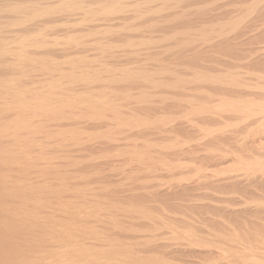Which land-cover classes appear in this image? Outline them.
Returning <instances> with one entry per match:
<instances>
[{
	"label": "bare ground",
	"instance_id": "1",
	"mask_svg": "<svg viewBox=\"0 0 264 264\" xmlns=\"http://www.w3.org/2000/svg\"><path fill=\"white\" fill-rule=\"evenodd\" d=\"M215 3H214V2ZM222 1V0H221ZM258 1V3H262L260 2V0H250L249 3H253L254 4H257L256 2ZM264 2V0H262ZM184 2H187L188 4L191 3V8L192 6H195L197 7L195 4H202L204 5L205 2H211V4L213 5H217V0H0V264H166L165 262H167V260L169 262H167L168 264L171 262V264L175 263L176 260H181L182 261V264H207L206 262L210 261V260H213V259H216L219 255H222L224 254L225 252H230V249L233 250V253L236 252V255L238 257L235 258V255H234V258L237 259V262L235 264H262V262L259 260L260 258H264V248L262 247H259L256 243L253 244H246L245 242L246 241H241V240H245V236H242L244 237L243 239H238V237L240 235L237 236V233L236 236L233 234V235H230V237H236L235 240H237V242L235 241L234 243H238L236 249L235 247H229L227 246L228 248L225 249H222L220 248L218 245L217 246H213L211 243H209L208 241H204L202 242V237L204 234H200L202 235L201 239L197 237V235L199 233H193V229L191 231V234H190V231L187 229V231H189V234H187V231L185 230V228H187L185 225L186 223L188 222H184V220L187 218V216H185V218L183 216L181 217H178V218H184L183 219H178L176 218V216L174 217V213L171 215H173V217L169 214L168 211H166L165 209V205H160L159 204V208H161V211L163 212H160V218H159V213H157L158 215L156 216H151V214L147 215V216H143L142 212L139 210L138 205H142V204H139L141 201H143V199L146 197L145 194H148L150 192L153 193L155 190H153V186L151 187L152 191H148L147 192V187H146V192L144 194H142L144 197L142 200H141V197H140V200H136L139 202H137V210L135 211H139L138 213H141L143 217H140L138 216V214L134 211V213L136 214H132L131 210L130 212L128 213V210L126 207V203L124 204V213L127 212L126 214H121V216L116 220L115 219V222L112 225V227H110V229H105V224L103 225V217H105V213H104V216L103 214H101L99 211V209L101 207L104 206V203L106 202H102L104 200H107L108 203L110 202L108 199H104L102 201H100L101 197L99 198L98 197V200H99V203L101 204V202L103 203V206L101 204V207H99V203L95 202V196L93 197V195H91L93 198H90V195L89 196V199H91V201H94V202H90V203H97L96 205H99L97 208V210L93 211V209H95L96 205L94 207H90L91 204L89 203V199H88V196L87 197V203L84 202H79L81 199H79L80 196H82L81 194L79 193H82L84 192V190L81 192V189L80 187L78 188L77 186H71L70 189L72 187H74V189H80L79 191V195H76L75 197H78L77 199L74 197H72V194L75 195L77 194V192L72 191L70 193L71 196L70 197H67L65 199V197L63 196V194H66L67 191L69 193V185L70 183L71 184H74V182H77L76 180L80 177L82 178V180L86 179L85 178V175L87 177V170H88V167L89 165H86L88 166L87 167V170L85 169L84 171L80 170L85 174H83V176L81 175V171H78L79 167H76L78 164H76L75 162H77L79 159L77 157L80 156V153L83 154V157L85 156V154L83 153L84 151L86 152L87 150H107V152L109 150H112L113 148H117L119 147L120 149V146H127L128 143H130V141H133L134 139H138L133 133L131 132L132 128L130 129V127L133 126V129L136 125V122L139 120L136 118H133L135 119L134 121L132 120V116H133V108L136 109L134 106L132 107L131 105V108H128L129 104H131V100H130V96H131V92L130 93V96H127L123 93V89L121 90V88H124L123 85L124 83H126V80H133L131 78V76L133 74H137V72L135 71V73H132L134 72V70L137 69L139 75L140 76V71L142 72L143 70V73L140 77H144L146 80H148L149 77L146 78V74H144V72L146 73L151 71L152 69L151 68H148V69H151V70H147V68L145 67V65L143 64L142 66L143 67H140V71L138 70L139 66H141V64H138V60L141 59V56H139V52L140 51H144L149 44H147V42L150 41V38L148 36H151L152 35V28L155 27L154 25H156V28L157 26H160V25H163L162 23H170V24H174L176 21H178V17H176L177 19L173 20V18L175 17V15L177 16L178 13H181L180 12V3H184ZM220 2V1H219ZM236 2V1H234ZM247 0H237V3H236V6L233 5V8L234 10H230V9H227L228 12L226 11H222L221 9V12H216L217 14H209L206 16V13L204 17V15L202 14V18L199 19L198 21L199 22V25L201 26V28L203 27V25H205L206 23H212L214 21H218L221 19L224 20L226 19L227 21H230L232 22L234 19H235V14L237 16V12L239 13L240 10H243L244 8V5L246 4ZM186 4V3H184ZM187 4V5H188ZM229 4V3H228ZM263 4V3H262ZM262 4H260V7L262 8ZM210 5V4H209ZM221 5V4H219ZM232 5V4H231ZM250 5V4H249ZM259 5V4H258ZM258 5H257V9L259 10V17L261 16V18H263L264 20V9H261V8H258ZM262 5V6H261ZM203 8L202 5H199ZM218 6V5H217ZM251 6V5H250ZM180 7V8H179ZM183 8H185L184 6H182ZM186 7H189V6H186ZM213 8V6H211ZM222 6H220L219 8H221ZM190 8V7H189ZM205 8V7H204ZM243 8V9H242ZM255 8V7H254ZM255 8V9H256ZM178 9V10H177ZM180 9V10H179ZM194 9V8H192ZM207 9V8H206ZM247 9V8H246ZM176 10L178 12H176ZM184 10V9H183ZM201 10V9H200ZM200 10H198L200 12ZM211 10V9H210ZM224 10V9H223ZM230 10V11H229ZM258 10H257V13H258ZM197 11V12H198ZM205 11V10H204ZM213 11V9L211 10ZM219 11V10H218ZM245 11V10H244ZM250 11V10H249ZM175 13V15L173 16L171 13ZM188 14H190L191 12L188 10L187 11ZM190 12V13H189ZM193 12V10H192ZM223 12H226V13H223ZM242 13V11H240ZM247 12V11H246ZM245 12V13H246ZM252 12V8H251V11ZM173 13V14H174ZM177 13V14H176ZM219 13V14H218ZM240 13V14H241ZM243 12V15L245 14ZM254 13V11H253ZM194 14V12L192 13ZM201 14V13H200ZM250 14V13H249ZM172 15V16H170ZM179 15V14H178ZM196 15V14H195ZM257 15V14H256ZM170 16V17H168ZM181 17H184L182 15H180ZM187 16V14H186ZM191 16V14H190ZM189 15L187 17H190ZM193 16V15H192ZM199 16V14H198ZM250 16H252V14H250ZM152 17L153 19V24H149L151 23L152 21L151 18ZM170 18L171 20L167 21L168 18ZM173 17V18H172ZM193 17H196V16H193ZM242 17V16H241ZM149 18V19H148ZM197 18V17H196ZM260 18L261 21H263L262 19ZM175 19V18H174ZM184 19V18H183ZM186 19V18H185ZM191 19V18H190ZM193 19V18H192ZM240 19V18H239ZM158 21V24L156 21ZM172 20L174 23H172ZM180 20V19H179ZM189 19H186V21H188ZM197 20V19H196ZM225 20V22H226ZM232 20V21H231ZM236 20V19H235ZM234 20V21H235ZM238 20V19H237ZM236 20V21H237ZM166 21V22H165ZM171 21V22H170ZM183 21V20H182ZM240 21V20H238ZM259 21V22H261ZM154 22H156V24H154ZM162 22V23H161ZM181 22V21H179ZM196 22V21H194ZM224 22V21H223ZM224 22V23H225ZM242 22V21H241ZM258 22V23H259ZM264 22V21H263ZM159 23H161L159 25ZM217 23V22H216ZM234 23V22H233ZM257 23V24H258ZM166 24H164L166 26ZM177 24V23H176ZM182 24V23H181ZM195 24V23H194ZM218 24V23H217ZM216 24V25H217ZM227 24V23H226ZM235 24V23H234ZM238 24V23H236ZM242 25V23H239ZM249 24V23H248ZM262 24V23H261ZM260 24V25H261ZM163 25V27H164ZM189 25V26H188ZM192 23H188L187 26H188V29L190 30L191 29V26ZM213 25V23H212ZM215 25V24H214ZM219 25V24H218ZM217 25V26H218ZM153 26V27H152ZM174 26V25H173ZM183 24V26H181V29L184 27H187ZM220 26V25H219ZM222 26H225V25H222ZM231 26V25H230ZM253 26V25H252ZM263 26V25H261ZM233 27V26H232ZM244 27V26H243ZM242 27V29H244ZM259 27V26H257ZM151 28V29H150ZM159 28H162V27H159ZM169 28H171L172 30H170ZM193 28V26H192ZM195 28H198V27H195ZM209 28V27H208ZM240 28V27H239ZM246 28V27H245ZM263 28V27H262ZM167 34H169L168 30H170L172 34H179V33H183L184 31L181 32V29L179 30V28H175L174 27H168L167 25ZM213 29V28H212ZM222 29V28H220ZM238 29V28H237ZM256 29V28H255ZM157 30L154 28V31ZM160 30V29H159ZM165 30V29H164ZM178 30L180 32H178ZM183 30V29H182ZM193 30V29H192ZM205 30V29H204ZM203 30V32H204ZM223 30V29H222ZM246 30V29H245ZM161 31V30H160ZM166 31V30H165ZM191 31V30H190ZM194 31V30H193ZM214 31V30H213ZM242 31V30H240ZM202 32V31H201ZM209 31H206L204 33H200L201 36L202 34H204V41L205 44H207V48H209V50H211V52H227V53H234L235 50H237L238 48H240V46L244 45L241 40L239 41L238 37L237 38H232V39H223V40H216L218 39L216 37H210L207 35ZM244 32V31H242ZM250 32V31H249ZM253 31H251L250 33H248L247 35H250ZM154 33V32H153ZM158 34L160 38H162L164 35H167V34H159L158 32H155V34ZM195 33V32H193ZM207 33V34H205ZM212 33V32H211ZM209 33V34H211ZM153 35L156 39L157 37V34L156 35ZM196 34V33H195ZM217 34V33H216ZM244 35H246L245 33H243ZM170 35V34H169ZM164 36L162 39L166 41V39L164 38H167L168 40V36ZM173 35V37H174ZM222 35V34H221ZM246 35V36H247ZM262 35V34H261ZM152 36V37H153ZM186 36V34L184 35V37ZM194 36V35H192ZM191 36V37H192ZM200 36V35H199ZM205 38V37H207ZM211 36V35H210ZM216 36H219V35H216ZM226 36V35H225ZM245 36V37H246ZM260 36V35H259ZM148 37L149 38V41L147 40V42L145 41L146 38ZM151 37V38H152ZM153 37V38H154ZM157 37V38H159ZM172 37V36H171ZM171 40V42L176 39L175 37H178V35L174 37V39ZM189 37V38H191ZM195 37V36H194ZM193 37V38H194ZM220 37V36H219ZM230 37V36H229ZM234 37V36H233ZM240 37V36H239ZM244 37V36H243ZM147 38V39H148ZM180 38V37H179ZM181 38H183L181 36ZM223 38V35L222 37ZM228 38V36L226 37ZM249 38V37H248ZM262 38V37H261ZM188 39V38H187ZM220 39V38H219ZM241 39V38H240ZM118 40V41H116ZM162 40V41H163ZM189 40V39H188ZM187 40V41H188ZM193 40V39H192ZM200 40V39H199ZM145 42L147 45L144 46L145 49L141 48L143 45H145L144 43L142 42ZM153 41V39L151 40ZM160 40L157 39L156 42H158ZM160 41V43L162 42ZM169 41V40H168ZM202 41V40H201ZM114 42H118V45L120 44V46L123 48V51L125 49V52H126V48H129L128 50H136V52H138L139 55H137L136 53V57L134 56L135 54H131L133 55V57L136 58L137 60V57L139 58L136 62L135 65L138 64L137 67H134V63L133 62V66L131 64V67L129 66V62H128V66L131 68L130 71H132L134 68V70L132 72H129L128 71H125L127 69H130L128 66H127V62H126V66L123 64L121 66H117V65H114V64H117V62L119 63V61H116L113 63V59L116 55L118 57V54H117V51L120 52V50H122V48L120 47L119 50L116 48L115 44L113 45ZM154 42V41H153ZM156 42H154L156 44ZM191 42V41H190ZM188 43V44H191V43ZM150 43V42H149ZM165 43V42H164ZM163 43V44H164ZM187 43V42H186ZM201 43V42H200ZM136 44H138L137 46L140 48V51H137V46ZM143 44V45H142ZM155 44L153 45V47L155 46ZM158 44V43H157ZM161 44V45H163ZM167 44V43H166ZM151 45V44H150ZM168 45V44H167ZM170 45V44H169ZM168 45V46H169ZM172 45V44H171ZM204 45V44H203ZM166 46V47H168ZM199 46V45H198ZM206 46V45H205ZM56 48V49H52V48ZM112 47L116 50V52H113L115 54L112 53V51L114 49H112ZM136 47V48H135ZM164 47V48H166ZM190 47V46H189ZM47 48L48 50L50 51H47ZM132 48V49H131ZM135 48V49H133ZM149 48V46L147 47ZM161 48V46H160ZM163 48V49H164ZM187 48V47H185ZM202 48V47H201ZM112 49V50H111ZM142 49V50H141ZM153 49V48H152ZM157 49V47H156ZM167 49V48H166ZM165 49V50H166ZM170 49V47H169ZM168 49V51H169ZM188 49V48H187ZM194 49V48H193ZM203 49V48H202ZM148 50V49H146ZM149 50H151V47L149 48ZM148 50V51H149ZM206 50V49H204ZM208 50V51H209ZM109 51V52H108ZM152 51V50H151ZM155 51H158V50H155ZM160 51V50H159ZM162 51V50H161ZM164 51V50H163ZM193 51V50H192ZM41 52V53H40ZM104 52L105 55H107V53H112V56L114 57H111L110 59H112V65H109L108 63H110L111 61L108 60V57L106 58L105 56V61L104 60ZM125 52H122V57L126 58L130 53L128 52L125 53ZM132 52V51H130ZM146 52V51H145ZM154 52V51H153ZM166 52V51H164ZM174 52V51H172ZM202 52V51H201ZM200 52V53H201ZM204 52V51H203ZM53 53V54H52ZM125 53V54H124ZM132 53H135V51H133ZM142 53V52H140ZM144 53V52H143ZM148 53V52H146ZM145 53V54H146ZM149 53H152V52H149ZM157 53V52H156ZM155 53V54H156ZM167 53H170L167 52ZM177 53V52H175ZM124 54V55H123ZM145 54H141L143 55V57H145ZM154 54V55H155ZM187 54V53H186ZM199 54V53H198ZM210 54V53H209ZM236 54V53H235ZM95 55H102L103 57V60L100 61L99 59L98 60H94L93 56ZM109 55V54H108ZM127 55V56H126ZM130 55V56H131ZM164 55V54H163ZM166 55V53H165ZM204 55V54H203ZM73 56V57H71ZM126 56V57H125ZM147 56V55H146ZM150 56V55H149ZM148 56V57H149ZM153 56V55H152ZM150 56L149 59H152ZM162 56V55H161ZM191 56V55H190ZM230 56L232 57V55L230 54ZM239 56H241L239 54ZM93 58L90 59V58ZM97 56H95L96 58ZM110 57V56H109ZM119 57H121L119 55ZM118 57V58H119ZM121 57V59H122ZM133 57L132 60H133ZM147 57V58H148ZM154 57V56H153ZM158 57V56H156ZM170 57V56H169ZM185 57V56H184ZM201 57V56H200ZM247 58V56H245ZM252 57V56H250ZM98 58V57H97ZM129 58V57H128ZM146 58V59H147ZM182 58V56H181ZM203 58V57H202ZM130 59V58H129ZM147 59V61L149 60ZM184 59V58H183ZM196 57H195V62H196ZM237 59V58H236ZM240 59V58H239ZM244 59V57L242 58ZM240 59V60H242ZM250 59V58H249ZM247 59L248 61V65L249 66H255L257 68H260L261 71L264 70V57L263 58H259V57H256L255 59L253 60H249ZM143 62H144V58L142 59ZM140 60V61H142ZM155 60V59H154ZM158 60V58H157ZM173 60V59H172ZM181 60V59H180ZM190 61L191 58L189 59ZM246 60V59H245ZM123 61V60H122ZM146 61V60H145ZM167 61V60H166ZM165 61V62H166ZM182 61V60H181ZM184 61V60H183ZM182 61V62H183ZM193 61V62H194ZM203 61V60H202ZM237 61V60H236ZM246 61V62H247ZM108 62V63H107ZM125 62V60L123 61V63ZM160 62V61H159ZM181 62V63H182ZM189 62V61H188ZM192 62V63H193ZM201 62V61H200ZM120 63H122L120 61ZM140 63V62H139ZM149 63V62H148ZM147 63V65H148ZM164 63V62H162ZM168 63V62H167ZM171 63V61H170ZM169 63V64H170ZM187 63V62H186ZM173 64V63H172ZM180 64V63H179ZM183 64V63H182ZM181 64V65H182ZM196 64V63H194ZM247 64V63H246ZM119 65V64H118ZM168 65V64H167ZM188 65V64H187ZM204 65V64H203ZM247 65V66H248ZM116 66V67H115ZM165 66V65H164ZM163 66V67H164ZM175 66V64H174ZM185 66V65H184ZM193 66H196V65H193ZM192 66V67H193ZM128 67V68H127ZM134 67V68H133ZM154 67V66H153ZM156 67V66H155ZM155 67H154V71H155ZM159 67H160V64H159ZM163 67H161V71L164 69H162ZM186 67V66H185ZM203 67V66H202ZM133 68V69H132ZM143 68H145L146 70H144ZM170 68V67H169ZM173 68V67H172ZM191 68V67H190ZM252 68V67H251ZM160 69L157 67V70L160 71ZM168 69V67H167ZM176 69V68H175ZM183 69V68H182ZM185 69V68H184ZM183 69V70H184ZM204 69V68H203ZM169 70V69H168ZM168 70L167 72H162L161 71L158 73L157 72H154L152 70V75L150 77L153 78V75L155 77V79L159 76L160 74L164 75L165 73L168 74ZM178 70V69H177ZM191 69L188 70L187 74L186 75H189L188 73L190 72ZM202 70V69H201ZM199 70V71H201ZM121 72V75H120V72L118 73V75L116 74L117 72ZM166 71V70H165ZM175 70H173V73H174ZM185 71V70H184ZM187 71V69H186ZM197 70V72H195L196 76H199L198 74H200V79L203 80L201 74H202V71L201 73H198L199 72ZM207 71V69H206ZM171 72V71H170ZM177 72V71H176ZM205 72V71H204ZM48 73V75H47ZM129 73V74H128ZM131 73V75H130ZM172 73V74H173ZM198 73V74H197ZM206 73V72H205ZM209 73V72H208ZM259 73V72H258ZM262 73V72H260ZM135 74V75H136ZM144 74V76H143ZM149 74V73H148ZM147 74V76H149ZM158 74V75H157ZM176 74V73H175ZM184 74V73H183ZM182 74V76H183ZM210 74V73H209ZM212 74V73H211ZM119 77H117V76ZM135 75H133L135 77V80H136V83L139 87L140 84H138V81L140 83H142L143 81H141V78L140 77H136ZM157 75V76H155ZM171 75V74H170ZM192 75V74H191ZM260 75V74H259ZM263 75V73L261 74ZM260 75V76H261ZM132 76V77H133ZM172 76V75H171ZM190 76V75H189ZM193 76V75H192ZM194 76V78L198 79L199 77H196ZM207 76V75H206ZM215 76V75H214ZM212 76V77H214ZM238 76L237 73H231V72H227L225 74V76H223L224 78L226 77L227 80L229 81V79H232L233 78H236ZM115 77L117 78V80L115 79ZM127 79H126V78ZM133 77V78H134ZM160 79L161 77H164V76H159ZM173 77V76H172ZM177 77V76H176ZM180 77V75H179ZM185 77V76H184ZM191 77V76H190ZM189 77V78H190ZM210 78V76H207ZM222 77V78H223ZM259 77V76H258ZM262 77V76H261ZM119 78V80H118ZM124 78V80H123ZM130 78V79H129ZM136 78H140L138 81ZM143 78V80H145ZM165 78V77H164ZM183 78V77H182ZM193 78V77H192ZM125 81V82H122V84H119L121 87L120 89L117 88L116 90L120 91V94H116V90H114V85L115 83H112L111 82L113 81H116L118 83V81ZM172 79V78H171ZM175 79V77H174ZM184 80L186 78H183ZM196 79H194L195 83L197 82ZM198 79V80H200ZM127 80V81H128ZM130 80V81H131ZM151 80V79H150ZM149 80V81H150ZM154 80V79H153ZM153 80L151 81L152 84H154ZM164 80V79H161L159 81L158 80H154L155 83H161V81ZM173 80V79H172ZM177 80V79H176ZM184 80H182V82H184ZM187 80V79H186ZM191 80V78L189 79ZM200 80V81H201ZM205 80V79H204ZM209 80V79H208ZM211 81H213L212 79H210ZM218 80V79H217ZM223 80V79H222ZM231 80V81H232ZM235 80V82H233ZM232 83H230V81L226 82L224 81L225 83H229L230 87L231 84L233 86L236 87V79H234ZM131 81V82H133ZM148 81V82H149ZM158 81V82H157ZM165 83L166 81L170 84V86H172V84H174V86L176 85V83H172L171 84V80H164ZM164 81L161 83L162 85L160 86V88H158L156 86L153 87V91L156 90V89H162L165 90V87H169L167 84H165L166 86H164ZM179 81V82H178ZM177 82L180 83V78ZM193 81V80H192ZM200 81H198L200 83ZM219 81V80H218ZM101 82V83H99ZM104 82H105V87L107 86L106 83L111 84L112 89L114 92L112 91L111 92V86L109 87V90L110 92H104L105 94H103L102 90H95L96 89H99V87L97 88L96 85H99L101 87V84L103 83V86H104ZM135 82V81H134ZM133 82V83H134ZM146 82V81H145ZM147 82V83H148ZM150 82V83H151ZM173 82V81H172ZM181 82V83H182ZM202 82V81H201ZM204 82V81H203ZM202 82V83H203ZM206 82V80H205ZM204 82V83H205ZM258 82V81H257ZM97 83V84H96ZM120 83V82H119ZM132 83V84H133ZM190 83V82H189ZM198 83V84H199ZM223 83V85L225 84ZM235 83V84H234ZM95 84V85H94ZM109 84V85H110ZM124 84V85H125ZM135 84V83H134ZM146 84V83H145ZM158 84V86H159ZM184 83H182V86L181 87V90H184L185 89V85H183ZM186 84V83H185ZM191 84V83H190ZM225 84V85H227ZM108 85V86H109ZM116 85V84H115ZM118 85V84H117ZM130 85V84H129ZM129 85L127 84L128 88L127 90H129ZM151 85V84H150ZM181 85V84H180ZM192 85V84H191ZM190 85V86H191ZM209 85V84H208ZM224 85V86H225ZM227 85V87L229 86ZM240 85L243 86V84H241L240 82ZM239 85V86H240ZM96 86V87H95ZM102 86V87H103ZM136 86V84H135ZM146 86V85H145ZM152 86V85H151ZM193 86V85H192ZM196 86V85H195ZM198 87H200L199 85H197ZM196 86V87H197ZM116 87V86H115ZM118 87V86H117ZM137 87V86H136ZM147 88H149L148 86H146ZM173 87V86H172ZM171 87V88H172ZM179 87V86H178ZM218 87V86H217ZM221 87H222V84H221ZM220 87V88H221ZM252 87V86H251ZM107 88V87H106ZM125 88V89H126ZM130 88H131V85H130ZM152 88V87H151ZM150 88V89H151ZM166 88V89H167ZM177 88V87H176ZM188 90L190 89L189 87V84L187 82V87H186ZM206 88V87H205ZM219 88V89H220ZM234 88V87H232ZM232 88H225L223 87V90L220 91L219 89H215V87H211L210 90H207L206 93V98L209 97V100H210V96L211 97H214V95L220 93L223 95V100L224 98L226 99V101L228 99L230 100H233V101H230V103L234 104L233 106L236 107L235 105H237L238 102H240L243 97H245L244 95H242V90L241 87L237 90V89H232ZM248 88V87H247ZM124 89V90H125ZM138 89V88H136ZM145 89V88H144ZM143 89V90H144ZM170 90V87L168 88ZM193 88H191V90H189V92L192 91ZM202 89V88H201ZM108 90V89H107ZM127 90H125L127 92ZM133 90V89H131ZM135 90V89H134ZM140 90V88H139ZM143 90H141V92H143ZM149 90V89H148ZM175 90V89H173ZM203 90V89H202ZM202 90H199L202 92ZM104 91V90H103ZM122 91V92H121ZM137 91V90H136ZM151 92L150 93H153L152 90H150ZM158 91V90H157ZM159 91H162V90H159ZM186 93L187 90H185ZM185 91H182V92H185ZM198 91V92H199ZM251 91V90H250ZM100 92V93H99ZM129 92V91H128ZM167 92V91H166ZM180 92V91H179ZM196 92V91H195ZM110 93V94H109ZM113 93V94H111ZM118 93V92H117ZM145 93V91H144ZM147 93V91H146ZM157 92H155V95H156ZM200 93V92H199ZM203 93V92H202ZM201 93V95H202ZM135 94V93H133ZM148 94V93H147ZM154 94V93H153ZM159 94V92H158ZM161 94V93H160ZM163 94V93H162ZM167 94V93H165ZM164 94V95H165ZM184 94L185 96V101L187 100V94L185 93H182ZM181 94V95H182ZM191 94V93H190ZM198 94V93H196ZM203 94V95H204ZM245 94V93H244ZM120 95V96H118ZM154 95V96H155ZM180 95V96H181ZM219 95V94H218ZM134 96V95H133ZM136 96L137 93H136ZM135 96V97H136ZM140 96H144V95H140ZM221 96V95H220ZM251 96V95H250ZM127 98L125 101L128 100V97H129V104H124L125 102L123 98ZM146 97V96H145ZM149 97V96H148ZM163 97V96H162ZM187 97V98H186ZM192 97V95H191ZM197 97V96H196ZM218 97V96H217ZM139 98V97H138ZM137 98V99H138ZM147 98V97H146ZM184 98V97H183ZM190 98V97H189ZM198 98V97H197ZM222 98V97H221ZM123 99V100H122ZM140 99V98H139ZM153 99V98H151ZM204 99L203 98V102H204ZM248 99L249 97L247 98V101L246 99L244 100V102H248ZM254 99V98H253ZM149 99H145V101H147ZM183 100V101H184ZM250 100V99H249ZM140 101V100H139ZM138 101V102H139ZM154 101H157V100H154ZM153 101V102H154ZM182 101V102H183ZM213 101V100H212ZM219 101V100H218ZM217 101V102H218ZM122 102H123V105H122ZM136 102V101H135ZM135 102L133 104H135ZM142 102V101H141ZM148 102V101H147ZM150 102V101H149ZM181 102V103H182ZM189 101L187 100L186 103H188ZM216 102V103H217ZM228 102V101H227ZM234 102V103H233ZM235 102H237L235 104ZM127 103V102H126ZM137 103V102H136ZM151 103V102H150ZM160 103V102H159ZM157 102V106L159 104ZM179 103V102H178ZM180 103V104H181ZM184 103V102H183ZM200 103V102H199ZM219 103V102H218ZM220 103H223V102H220ZM251 103V102H250ZM138 104V103H137ZM145 104V103H144ZM143 104V106H144ZM153 104V103H152ZM150 104V105H152ZM161 104V103H160ZM164 104V103H162ZM178 105L177 102H176V105H171V106H167L165 105L163 107V105H161L163 108H161V106H156V108L160 109H156L154 110V108L152 109L153 111H159L158 115H160V113H162L163 116H165V114H168L170 116V114L172 112H175L177 109H181V105ZM202 104V103H201ZM229 104V103H228ZM249 104V103H248ZM127 105V107L125 106ZM141 105V104H140ZM148 105V104H147ZM149 105V106H150ZM156 105V104H155ZM183 105V104H182ZM225 105V104H223ZM227 105V104H226ZM240 105V104H239ZM92 107V109H90L91 112H89L88 115L89 118L91 117L92 119L95 118V119H104L102 120L101 122H98L100 120H95L97 121L98 123L96 122H92V119L91 122L92 123H89L87 122L89 118H87L85 115L88 108L87 107ZM154 106V105H153ZM185 106V105H184ZM187 106V105H186ZM206 106V105H205ZM208 106V105H207ZM221 106V105H220ZM257 106V105H256ZM137 107V106H136ZM150 107V108H151ZM239 107V106H238ZM241 107V106H240ZM244 107V106H242ZM264 107V106H263ZM147 108V106H146ZM184 107H182L183 109ZM187 108V107H186ZM198 108V107H197ZM201 108V106H200ZM203 109H205L204 107H202ZM231 107H229L230 109ZM251 108V107H250ZM257 108V107H256ZM87 109V110H86ZM127 111H132L131 113L127 112ZM199 109V108H198ZM209 109V108H208ZM226 109V108H225ZM222 108V110H225ZM240 109V108H238ZM238 109H236V111H238ZM85 110V111H83ZM137 110H140V108L138 107ZM151 109H149L148 111L152 112ZM175 110V111H173ZM193 110V109H192ZM191 110V111H192ZM211 110V109H210ZM215 110V109H214ZM219 110V109H218ZM218 110H215L218 111ZM221 110V111H222ZM243 110V109H242ZM263 110V109H262ZM105 111H108L109 115H106L105 114ZM143 111V110H142ZM141 111V113H142ZM145 111H147L145 109ZM178 111V110H177ZM194 111V110H193ZM200 111V109H199ZM202 111V110H201ZM206 111V110H205ZM209 112V110H207ZM206 111V112H207ZM213 111V109H212ZM220 111V110H219ZM228 110H226L227 112ZM233 111L236 115V113L238 112H241L242 111H238L236 112L233 108ZM246 111V109H245ZM249 111V110H248ZM254 111V109H253ZM139 112V111H138ZM144 112V111H143ZM181 112V111H180ZM197 112V110H196ZM211 112V111H210ZM214 112V113H215ZM224 112V111H222ZM222 112H220L222 114ZM229 112V111H228ZM247 112V111H246ZM252 112V111H251ZM251 112H247L248 115L252 114ZM84 113V114H83ZM92 113V115H91ZM104 113V114H103ZM107 113V114H108ZM133 113V114H132ZM140 113V112H139ZM145 113V112H144ZM157 113V112H155ZM179 113V112H178ZM186 113V112H185ZM203 113V111L201 112ZM218 113V112H217ZM230 113L233 114V112L231 111ZM255 113V112H254ZM264 113V112H263ZM129 114H132V116L128 117ZM148 114V113H146ZM152 114V113H151ZM149 114V115H151ZM187 114V113H186ZM212 114V113H211ZM224 114H226L224 112ZM246 114V116H247ZM261 114V113H260ZM143 115V114H142ZM174 115V114H173ZM176 115V113H175ZM183 115V114H182ZM208 115V114H207ZM216 115V114H214ZM213 115V116H214ZM218 115V114H217ZM231 115V114H230ZM92 116H95V117H92ZM99 116H102V117H99ZM135 116V115H134ZM147 116V115H146ZM154 116H157L154 115ZM181 116V114H180ZM186 117V115H184ZM183 116V117H184ZM210 116V115H209ZM209 116H205L202 121L201 119L199 121H201L200 123H202V126L204 125L205 127V130L206 128L208 129H211L212 128V125L213 126H216V122H219V124L224 121V120H227V118H224V116L221 115V117L219 116V118H217L218 116H214V118H211ZM212 116V117H213ZM238 116V115H237ZM236 116V117H237ZM244 116H245V112H244ZM96 117H99V118H96ZM138 117V116H137ZM174 117V116H173ZM240 117V115H239ZM86 118V119H85ZM149 118V117H148ZM152 118V117H151ZM167 118H169L167 116ZM179 118V117H177ZM189 118V117H188ZM107 119V120H106ZM163 119V118H162ZM176 119V118H175ZM184 119V118H183ZM255 119V118H254ZM160 120V119H159ZM168 120V119H167ZM180 120V119H179ZM189 120V119H188ZM236 120V119H235ZM104 121H108V122H104ZM156 121V119H155ZM158 121V120H157ZM186 121V120H184ZM197 121V120H196ZM228 121V120H227ZM229 121H232L229 119ZM228 121V122H229ZM262 121V120H260ZM160 122V121H159ZM167 122V121H166ZM174 122V121H173ZM180 122V121H179ZM189 122L191 123V121H187L186 124L189 125ZM195 122V121H194ZM252 122H254L252 120ZM256 122H259L258 120L253 123L255 124ZM141 123V122H139ZM155 123V122H154ZM185 122L182 123V125H184ZM224 123V122H223ZM230 123V122H229ZM228 123V124H229ZM169 124V123H168ZM167 124V125H168ZM175 124V123H174ZM179 124V123H178ZM215 124V125H214ZM227 124V123H226ZM248 124V123H247ZM257 124V123H256ZM132 125V126H131ZM161 125V124H160ZM166 123H165V126H162L163 128L165 127L166 129L164 130H161V126H157L160 128V130L157 128L158 131L155 132V129L154 127L152 128L153 131H150L151 132H155L153 133L152 135H154L153 138L154 141L156 138H162L161 135L164 134V131L166 132L168 130V126L171 127V124L167 126ZM186 125V126H188ZM195 125H196V122H195ZM198 125V124H197ZM201 125V124H199ZM198 125V126H199ZM218 125V124H217ZM263 125V124H262ZM261 125V127H262ZM117 128H120L121 126L122 127H128V129L126 130L124 128L123 132H121V129H120V132L119 134H115V132L113 131L112 127ZM139 126V125H138ZM173 126V125H172ZM223 126V125H222ZM221 126V127H222ZM224 126L225 123H224ZM255 125H253L252 127H254ZM264 126V125H263ZM168 127V128H167ZM177 127H180V126H177ZM196 127V126H195ZM194 127V128H195ZM200 127V126H199ZM211 127V128H210ZM219 127V126H218ZM217 127V128H218ZM251 127V128H252ZM89 128L93 129L91 130L92 132H94V130H99L101 133H99V138H100V134H103L104 136L107 135L106 137L103 138V136L101 135L102 139H104V143L101 144V146L99 144L96 145L95 141L97 139H94V143L96 146H92L94 144H90L89 141V147H87L88 149L85 148V145L87 146V144H85V142L87 141L86 138L88 140H90L92 138V135L89 133L90 131L88 130ZM140 128V127H139ZM175 126L169 128L171 129V131L175 132V133H182V131L180 132H176L179 128L174 129ZM183 130H184V126L182 127ZM181 128V130H182ZM187 128V127H186ZM192 128V127H191ZM250 128V127H248ZM260 128V126H259ZM136 129V128H135ZM148 129V128H147ZM151 129V128H150ZM193 129V128H192ZM197 128H195L196 130ZM201 130H204L203 127H200ZM216 129V128H215ZM224 129V128H223ZM261 130L264 129V128H260ZM110 130L112 133H114L113 135L110 134ZM199 130V129H198ZM219 130V129H218ZM217 130V131H218ZM258 130V129H257ZM88 131V133H86ZM135 131V130H134ZM144 131V130H143ZM149 131V130H148ZM169 131V130H168ZM171 131H170V134L169 135H172L171 134ZM194 131V129H193ZM209 131V130H207ZM221 131V130H220ZM228 131V130H227ZM84 132L85 134H90L91 137H89V135L86 137L84 135ZM96 132V131H95ZM116 132H118V129L116 130ZM136 132V131H135ZM145 132V131H144ZM142 132V133H144ZM172 132V133H173ZM186 133L188 132L187 130L185 131ZM199 132V131H198ZM197 132V133H198ZM204 132V131H203ZM206 132V131H205ZM204 132V133H205ZM212 132V131H211ZM216 132V131H214ZM225 132V131H224ZM231 132V131H230ZM232 132H235V131H232ZM259 132V131H258ZM263 132V131H262ZM139 133V132H137ZM141 133V132H140ZM148 133V132H147ZM184 133V132H183ZM190 133V131H189ZM192 133V132H191ZM195 133V132H194ZM210 133V132H209ZM222 133V132H221ZM237 133V132H236ZM253 133V132H251ZM257 133V132H256ZM264 133V132H263ZM93 134V133H92ZM95 134V133H94ZM166 134V133H165ZM208 134V133H207ZM224 134V133H223ZM234 134V133H232ZM81 135L85 136L83 138V140H86V141H82V139L80 140L81 143L83 142L85 145H83L84 149H82V145L80 148L79 145H80V141L78 143V141H76L77 137L80 136L81 138ZM97 135V133L95 134ZM110 135V136H109ZM145 135V134H142V136ZM149 135V133L147 134ZM168 135V133L166 134ZM165 135V136H166ZM168 135V137H169ZM179 135V134H178ZM187 135V134H185ZM211 135V134H210ZM218 135H220L218 133ZM222 135V134H221ZM231 134H229V137H223V138H220L218 136V138H215V144H218V145H222L224 147H229L232 145L234 146H237V144H242V141L241 142V139H240V142H239V139L237 140L235 137H231L230 136ZM138 136V134H137ZM140 135V138L142 137ZM195 136V135H194ZM212 136V135H211ZM223 136V135H222ZM221 136V137H222ZM95 137V136H93ZM151 137H148L146 138L147 142L148 140H150V144H151ZM215 137V136H214ZM213 136L211 138H214ZM251 137V136H250ZM78 137V140L80 139ZM97 138H98V135H97ZM165 138V137H163ZM210 138V139H211ZM248 138V137H247ZM138 139V140H139ZM144 139V138H142ZM246 139V138H245ZM93 140V139H92ZM101 140V139H99ZM137 140V141H138ZM159 140V139H158ZM165 140V139H163ZM190 140V139H189ZM72 142V143H77V144H68V142ZM91 141V140H90ZM136 141V142H137ZM139 141H142V140H139ZM145 141V140H143ZM142 141V144H144V142ZM248 141V140H247ZM260 140H254L252 141L251 145H256L257 143H260L259 142ZM69 142V143H70ZM92 142V141H91ZM98 142V140H97ZM100 142V141H99ZM135 142V141H134ZM146 142V141H145ZM209 142H213L212 139L211 141L209 140ZM213 142V143H214ZM82 143V144H83ZM87 143V142H86ZM93 143V142H92ZM132 143V142H131ZM129 144L130 145V149L131 147L134 148V145L131 146L132 144ZM149 143V142H148ZM155 143H161V142H155ZM155 143H153V145H156ZM166 143V142H165ZM165 143L163 146H165ZM171 143V142H170ZM208 143V142H207ZM138 144V143H137ZM141 145V143H139ZM147 144V143H145ZM162 144V143H161ZM183 144V143H182ZM211 144V143H210ZM128 145V146H129ZM152 145V146H153ZM261 145V144H260ZM70 146L71 149H70ZM77 146V147H76ZM103 146V147H102ZM139 146V145H137ZM148 146V150H152V152L154 151V149H149L151 146L150 145H147ZM160 146V145H159ZM158 146V149L160 150V147ZM167 146V145H166ZM165 146V147H166ZM175 146V145H174ZM173 146V147H174ZM177 146V145H176ZM183 146V145H182ZM211 146V145H209ZM243 146H245V144H243ZM254 146L251 147V151L254 150ZM136 147V145H135ZM141 147V146H140ZM139 147V148H140ZM157 147V146H156ZM155 147V148H156ZM168 147V146H167ZM166 147V148H167ZM185 147V145L183 146ZM183 147H179L180 149L183 148ZM212 147V146H211ZM214 147V145H213ZM217 147V145L215 146ZM223 147V148H224ZM241 147V146H240ZM258 146H256V149H257ZM74 148V149H73ZM139 148H135L133 149L132 151L129 149L130 153L132 152L134 154V156H136V152H138V159L139 157L142 158V155H140L141 151H145L147 153L146 150L144 149H147L146 147L139 149ZM152 148V147H151ZM154 148V147H153ZM164 148V147H162ZM161 148V149H162ZM165 148V149H166ZM171 149L168 148V150H172L173 151H176V149H172V147H170ZM178 148V150H179ZM186 148V147H185ZM191 148V147H190ZM184 149V150H191V149ZM200 148V147H199ZM198 148V149H199ZM206 149H208L207 147H205ZM218 148L220 149L221 147H217V150ZM234 148V147H233ZM237 148V147H236ZM234 148V149H236ZM118 149V150H119ZM126 150H128V148H125ZM139 149V150H137ZM157 148L155 149V153H162L161 151H156L158 150ZM197 149V148H196ZM201 149V148H200ZM203 149V148H202ZM212 149V148H210ZM229 149V150H228ZM238 149H239V146H238ZM241 149V148H240ZM246 149V148H245ZM244 149V150H245ZM255 149V150H256ZM259 149V148H258ZM261 149V148H260ZM64 150H69L71 152H76V156L74 155V157L78 160L75 159V162L73 161L74 159L71 160L72 164H76V166H74L75 168H72L73 165L70 164L69 160L71 157H68L69 160H66L64 161L65 159H63L62 156H65L64 155ZM117 149L115 150L116 152H110L112 153L114 156H119L118 158H120V150L118 151ZM126 150H124V158L123 159H120V160H124V162H127V160L129 159L128 157V154H126ZM167 150V151H168ZM184 150L182 151H179V152H174L173 154L175 158V160H178V159H182L184 156H186V153L188 152H184ZM195 150V149H193ZM192 150L193 153H196ZM225 150V149H224ZM223 150V151H224ZM231 151L230 148H227L226 151ZM237 150V149H236ZM247 150V149H246ZM254 150V151H255ZM89 151V152H90ZM94 151V152H95ZM98 151V154L100 153ZM104 151V152H105ZM134 151V152H133ZM140 151V153H139ZM142 151V152H143ZM148 151V153L150 152ZM196 151V150H195ZM198 151V150H197ZM205 151V150H204ZM210 151H213L210 150ZM218 151H221V150H218ZM235 151V150H233ZM240 151V150H239ZM242 151V149H241ZM240 151V152H241ZM258 151V150H257ZM89 152L87 151L86 154L88 153V155L86 156H89L90 157V154ZM103 152V153H104ZM107 152H105L107 154ZM144 152V155H146V153ZM172 152L170 151V156L172 154ZM201 152V151H200ZM208 152H209V149H208ZM217 152V151H216ZM238 152V151H237ZM237 152H233L234 155L236 153V155L238 154ZM239 152V153H240ZM243 152H249V151H243ZM256 152V151H255ZM61 153V154H60ZM99 154L100 156L96 155L95 153V156L97 157H105L107 155L105 154ZM110 153H108L109 157L111 156ZM116 153L118 155H116ZM191 152L189 151V154ZM192 153V156L194 155ZM199 154V152H197ZM212 153V152H210ZM218 153V152H217ZM217 153H212L210 156H212L213 154H217ZM223 153L224 152H221L220 154H222V156L218 153V156L220 155V158L218 157V159H216L215 156L214 159L210 160V156H209V162L212 164L211 165V168L212 166L215 167H220V170H223L221 167L223 166H229L231 163L229 161H237L236 159H232L230 156H231V153L230 155L228 154V156L230 157V160L229 159H226L225 157L227 155L224 154L225 157H223ZM229 153V152H228ZM251 153V152H249ZM66 156L64 158L67 157V154H68V151L65 153ZM72 154V153H71ZM69 152V156H72ZM79 156H78V155ZM94 154H91V157L90 159L92 161H95L96 159L98 158H94V160L92 159L94 156ZM132 154V155H133ZM152 154V153H150ZM163 154V153H162ZM161 154V155H162ZM166 154H168L166 152ZM173 154H172V157H173ZM259 154V153H258ZM264 154V153H263ZM105 155V156H104ZM125 155H127L125 157ZM148 155L147 154V158H148ZM154 155V154H153ZM160 155V158L159 161L157 160L158 164L160 162V160H162V158H164L165 156L163 155V157H161ZM197 155V154H195ZM200 155V154H199ZM233 155V157H234ZM235 155V157H236ZM244 155V153H243ZM54 156V157H53ZM129 156L131 157V154H129ZM134 156L132 157L134 159ZM146 156H143L146 158ZM156 158L155 160L157 159V157H159V154L157 156V154H155ZM155 156H152V159L150 158L151 155L149 156V159H151L152 163H153V158ZM191 154H190V160L192 161H199L201 159H196L194 156V158H192ZM201 156V155H200ZM200 156H198V158H200ZM242 156V155H241ZM73 157V156H72ZM73 157V158H74ZM82 157V158H83ZM89 157H88V160H87V157L85 158V162L86 160L89 161ZM102 157V160L104 159ZM135 157V158H136ZM172 157H170L169 159H171ZM202 157V156H201ZM204 157H206L204 155ZM208 157V156H207ZM223 157V158H221ZM239 157V154L238 156ZM236 157V158H237ZM246 157V156H245ZM248 157V156H247ZM251 157V156H250ZM62 158V159H60ZM80 158V162L82 163V161H84V159L81 158V156L79 157ZM125 158H126V161H125ZM128 158V159H127ZM131 158V160H133ZM187 158V157H186ZM192 158V159H191ZM242 159V157H239ZM238 158V159H239ZM256 158H257V155H256ZM53 159V160H52ZM54 159H60L62 160L63 163H68L71 165V168L72 170L77 169V171L75 172V174H73L71 172L70 175L73 174V176L71 177L69 174H68V171H69V168L67 169V167H70L68 164H62L60 162V160H54ZM101 159V158H100ZM99 159V161H100ZM107 159V158H106ZM111 158H109L110 160ZM114 159V161H113ZM117 158L113 157L112 156V159L111 161L115 162ZM137 159V158H136ZM166 159H167V155H166ZM164 160V162H166L167 160ZM168 159V160H169ZM174 159V158H173ZM185 159V158H183ZM182 159V160H183ZM204 159V158H202ZM82 160V161H81ZM119 160V159H118ZM119 160V162H121ZM155 160H154V163L155 164ZM189 160V161H190ZM206 160V158H205ZM244 160V159H242ZM241 161V163L243 164V161ZM252 160V159H251ZM92 161H89L90 163ZM106 161V160H105ZM103 160V163L102 164V171L99 172V171H96V169L94 168V170L97 172H95L93 169L92 171H94V175L90 173V171L88 172V174L90 173L91 175L95 177H97V174H98V177L101 179V181H103L102 179L105 177L104 175H109L108 173L105 174L103 173V168L107 165H105V162ZM108 161V160H107ZM135 161V160H134ZM143 161V160H142ZM142 161H136L134 162V165L135 163L137 165L136 166H139L140 163ZM146 161V160H144ZM150 162V160H148ZM163 161V160H162ZM160 162V163H163V162ZM172 161V160H171ZM179 161V160H178ZM203 161V160H202ZM202 161H200L202 163ZM263 161V160H262ZM102 161H100V164H101ZM109 162V161H108ZM116 162H118L116 160ZM115 162V163H116ZM123 162V161H122ZM132 162V161H131ZM147 162V161H146ZM168 162V161H167ZM177 162V161H176ZM199 162V163H200ZM205 163V161H203ZM207 162V160H206ZM208 162V163H209ZM229 162V164L227 165L226 163ZM250 162V161H248ZM258 162V161H257ZM62 166H61V164ZM94 163V162H93ZM97 162H95L96 164ZM112 164V162H110ZM108 163V164H110ZM129 162H127V165H128ZM145 163V162H144ZM180 163H184V162H180ZM179 163V164H180ZM189 163V162H188ZM186 163V164H188ZM198 163V162H196ZM198 163V164H199ZM200 163V165H201ZM203 163V164H204ZM234 163V162H233ZM239 163V161H238ZM237 163V164H238ZM247 163V162H246ZM245 163V164H246ZM259 163V162H258ZM257 163V164H258ZM60 164V165H59ZM85 164H88V163H85ZM92 164V163H91ZM94 164V165H95ZM119 164V163H118ZM133 163H131L129 166H131ZM149 166L147 167L146 165ZM148 164H144L147 169L151 166L150 163ZM152 164V165H153ZM157 164V165H158ZM166 164V163H165ZM168 165L169 164H172L170 163V160H169V163H167ZM166 164V165H167ZM226 164V165H225ZM235 164L236 166H238L240 169V166ZM249 164V163H248ZM66 167L65 169L68 170L66 171L64 169V167ZM99 165V164H98ZM105 165V166H104ZM115 165V164H113ZM122 165V163H121ZM119 165V166H121ZM124 165V163H123ZM123 165L121 167H123ZM126 165V164H125ZM161 165V164H160ZM164 165V163H163ZM165 165V166H166ZM192 165V164H190ZM197 165V164H196ZM195 165V166H196ZM200 165L199 167H197V169L200 168ZM206 165V164H204ZM241 165V164H240ZM63 167L64 170H62L61 168ZM83 166V165H82ZM80 166V167H82ZM110 167L112 165H109ZM116 166H117V163H116ZM115 166V167H116ZM119 166H117L119 168ZM155 166V165H153ZM194 166V164H193ZM198 166V165H197ZM207 166V165H206ZM232 166V165H230ZM236 166H235V169H236ZM249 166V165H248ZM252 166V165H251ZM92 167V166H91ZM94 167V166H93ZM92 167V168H93ZM98 167V166H97ZM96 167V168H97ZM99 167L101 168V166L99 165ZM98 167V168H99ZM110 167L108 169H110ZM143 167V166H142ZM145 167V168H146ZM192 167V166H191ZM202 167V165H201ZM233 167V166H232ZM246 167V166H245ZM254 166H252L251 168L253 169ZM70 168V169H71ZM84 168V167H83ZM86 168V167H85ZM97 170H100L98 169ZM112 169H110L109 171L111 172V170H116L114 169L113 167H111ZM117 168V169H118ZM140 168V167H138ZM136 168V169H138ZM206 169V167H204ZM203 168V169H204ZM250 168V170H251ZM256 168V167H255ZM91 169V168H90ZM135 169V168H134ZM143 169V168H141ZM147 169H145L147 171ZM154 169V168H153ZM156 169V168H155ZM154 169V170H155ZM232 169V168H231ZM234 169V168H233ZM73 170V172H74ZM105 170V169H104ZM119 170V169H118ZM124 170V169H122ZM120 170V171H122ZM144 170V172H145ZM152 171V167L151 169H148V171L152 174L153 172ZM244 170V168H243ZM259 170V169H258ZM262 170V169H260ZM259 170V171H260ZM71 171V170H70ZM108 171V172H109ZM117 171V170H116ZM134 171V170H133ZM132 171V172H133ZM142 171V170H141ZM147 171V176L146 178L148 177V174H150L149 172ZM204 171V170H203ZM210 171V170H209ZM215 171V170H214ZM226 173H227V170H225ZM229 171V169H228ZM236 171V170H235ZM238 171V170H237ZM236 171V172H237ZM246 171H249V170H246ZM79 172H81L79 174V176H76ZM109 172V173H110ZM119 172V171H118ZM144 172L142 171V174H144ZM197 172V170H196ZM195 172V173H196ZM207 172V170L205 171ZM236 172H233L236 173ZM240 172V171H239ZM244 172V171H242ZM250 172H255V171H250ZM249 172V173H250ZM77 173V174H76ZM99 173H100V176H99ZM112 173V172H111ZM110 173V174H111ZM116 173V172H115ZM203 173V172H202ZM213 174H215L214 172H212ZM218 173V172H217ZM222 173V171H221ZM231 173V171H230ZM246 173V172H245ZM249 173H246L244 174L243 176H252V175H248ZM257 173V172H256ZM102 174V175H101ZM133 174V173H132ZM140 174V170H139V173L136 174L137 177L138 175ZM151 174L149 175V177L151 178ZM154 174V173H153ZM205 174V173H204ZM209 174V173H208ZM239 174V173H238ZM241 174V173H240ZM251 174V173H250ZM253 174V173H252ZM259 174V173H258ZM113 175V174H112ZM118 175V174H116ZM141 175V174H140ZM139 175V177H140ZM155 175V174H154ZM210 175V174H209ZM217 175V174H216ZM220 175V174H219ZM229 175V173H228ZM231 175V174H230ZM260 177L259 179H254L252 178V181L250 182H254L255 185L257 186H261L263 187L264 185V173L261 174V171H260ZM101 176H104L103 178H101ZM111 176V175H110ZM158 176V175H156ZM195 176V175H194ZM204 176V175H202ZM213 176V175H212ZM211 176V177H212ZM92 176H88L87 178H91ZM97 177V178H98ZM155 177V176H154ZM159 177V176H158ZM157 177V178H158ZM199 177V176H198ZM257 177V176H256ZM84 178V179H83ZM135 178V177H134ZM196 178V176H195ZM203 178V177H202ZM206 178V177H205ZM78 181L80 182L79 184L82 183V180H79ZM96 179V178H95ZM137 179V178H136ZM207 179V178H206ZM245 179V178H244ZM105 180V179H104ZM194 180V179H193ZM200 180H201V177H200ZM204 180V178H203ZM224 180V179H223ZM226 180L228 181L227 184H228V187H231L232 189H236V191L238 190L237 188L239 187V184L240 182L242 183V179H240V176L238 175H234L232 177H226ZM49 181V183H48ZM51 181V182H50ZM86 180H84L85 182ZM97 181V180H96ZM196 181V180H194ZM207 181V180H205ZM205 181L204 182V185H205ZM211 181V180H210ZM70 182V183H69ZM73 182V183H72ZM87 182V181H86ZM198 182V181H196ZM195 182V183H196ZM200 183L202 182L199 181ZM209 182V181H207ZM206 182V183H207ZM213 182V181H212ZM220 182V181H219ZM223 182V181H222ZM225 182V181H224ZM258 182V184H257ZM95 183H98V182H95ZM107 183V182H106ZM158 183V182H157ZM156 183V184H157ZM181 183V182H180ZM188 183V182H187ZM217 183V182H216ZM246 183V182H245ZM249 183V182H248ZM69 184V185H68ZM78 184V186H80ZM84 184V183H83ZM82 184V185H83ZM86 184H90L89 183V180H88V183ZM85 184V185H86ZM94 184V183H93ZM102 184V183H101ZM141 183H139L140 185ZM155 184V185H156ZM182 184V183H181ZM181 184L179 186H181ZM192 184V183H191ZM203 184V183H202ZM226 184V185H227ZM83 185V186H85ZM98 185V184H97ZM107 185V184H106ZM109 185H112L109 184ZM154 185V186H155ZM158 185V184H157ZM162 185V184H161ZM177 185V184H176ZM174 185V187L176 186ZM207 185H213V184H207ZM243 185V184H242ZM240 185V186H242ZM82 186V188H83ZM87 186V185H86ZM84 187V189L86 188V191L85 193H88L87 191V188L89 189L90 186L88 187ZM129 186V185H128ZM141 186V185H140ZM149 186V185H148ZM202 186V185H200ZM216 186V184H215ZM246 186V185H245ZM254 186V185H253ZM144 187V186H143ZM173 187V188H174ZM183 187V186H182ZM198 187H199V183H198ZM196 187V188H198ZM209 187V186H208ZM226 187V186H225ZM250 187V186H249ZM97 188V187H96ZM103 187H101L102 189ZM131 188V187H130ZM177 188V187H176ZM203 188V187H202ZM243 188V187H242ZM256 188V187H254ZM75 189V190H76ZM92 190V188H90ZM133 189V188H132ZM159 189V188H158ZM199 189V188H198ZM208 189V188H207ZM212 189V188H211ZM219 189V188H218ZM241 189V188H240ZM251 189V188H250ZM264 189V188H263ZM262 189V190H263ZM67 190V191H66ZM128 190V189H127ZM137 190V188L135 189ZM163 190V189H162ZM223 190V189H222ZM229 190V189H228ZM256 190V189H255ZM78 191V190H77ZM129 191H134V190H128ZM143 191V189H142ZM158 191V190H157ZM165 191V190H164ZM173 191V190H172ZM187 191H189V186L187 188H181L179 189L178 191H174V195L173 196H178V195H181V194H185ZM232 191V190H231ZM230 191V192H231ZM239 191V190H238ZM66 192V193H64ZM96 192V191H95ZM127 192V191H126ZM156 192V191H155ZM253 192V191H252ZM69 193V194H70ZM131 193V192H129ZM128 193V194H129ZM134 193L137 194V192H133V195L130 194V196L128 195V197H131V196H136ZM157 193V192H156ZM155 193V194H156ZM165 193V192H164ZM167 193L169 194V192L167 191ZM171 193V191H170ZM191 193V192H189ZM239 193V192H238ZM256 193V192H255ZM67 194V195H69ZM98 194V193H97ZM100 194V193H99ZM107 195V193H105ZM124 195V193H121ZM121 194H120V197H121ZM140 194V195H141ZM166 194V195H168ZM84 195V193H83ZM87 195V194H85ZM95 195V194H94ZM127 195V194H126ZM158 195V193H157ZM160 195V193H159ZM171 195V194H170ZM241 195V194H240ZM97 196H100V195H96V198ZM117 196V195H116ZM114 196V197H116ZM119 196V195H118ZM125 196V195H124ZM148 196V195H147ZM213 196V195H212ZM254 196V195H253ZM107 197V196H106ZM127 197V196H125ZM169 197V196H168ZM168 197L166 196H148L146 197V200L150 199V200H153L155 203L158 202V203H162L164 200H167L169 199ZM186 197V196H185ZM191 197V196H190ZM196 197V196H195ZM207 197V196H206ZM82 198V197H81ZM134 198V197H132ZM177 198V197H176ZM182 198V197H181ZM192 198H193V195H192ZM79 199V200H78ZM93 199V200H92ZM115 199V198H114ZM119 198L117 197V200ZM122 199H126V198H122ZM201 199V198H200ZM208 199V198H207ZM259 199V198H258ZM56 200V201H55ZM86 200V199H85ZM116 200V201H117ZM121 200V199H120ZM192 200V199H190ZM205 200V199H203ZM83 201V199H82ZM119 201V200H118ZM116 202L114 206H117V207H121L118 206L119 204L125 202V200H121L122 202L119 203V202ZM135 201V200H134ZM145 201V200H144ZM169 201V200H168ZM196 201V200H195ZM191 202V201H190ZM193 202H194V199H193ZM207 202V201H206ZM218 202V201H217ZM89 203V204H88ZM119 203V204H118ZM133 203V202H132ZM151 203V202H150ZM166 203V202H165ZM165 203H162V204H165ZM106 204V203H105ZM111 204V203H110ZM131 204V203H130ZM128 203V205H130ZM177 204H180V203H177ZM176 204V205H177ZM185 204V202L183 203ZM182 204V205H183ZM126 205V206H125ZM133 206H135L134 204H132ZM130 205V206H132ZM151 204H149L150 206ZM158 205V204H157ZM168 205V203H167ZM174 205V204H173ZM181 205V204H180ZM190 205V204H189ZM187 205V206H189ZM192 205H194L192 203ZM203 205V204H202ZM107 208L103 209L104 212L106 209H108L110 207V205H105ZM109 206V207H108ZM133 206L130 208V209H133ZM144 206V203L143 205ZM148 206V205H146ZM172 206V205H171ZM185 206V205H184ZM195 207H197V204L194 205ZM200 206V205H199ZM209 206V204H208ZM152 207V205L150 206ZM173 207V206H172ZM170 207V208H172ZM190 207V206H189ZM201 207V206H200ZM206 207V205H205ZM213 207V206H212ZM91 208V209H90ZM93 208V209H92ZM111 208V207H110ZM142 209V207H140ZM169 208V209H170ZM174 208V207H173ZM177 208V207H176ZM180 209V207H178ZM178 208H177V211H178ZM199 208V207H197ZM215 208V207H214ZM257 208V207H256ZM123 209V208H122ZM148 209V208H147ZM153 209V208H152ZM157 209V208H156ZM181 209H184V210H187V208H183V206L181 207ZM200 209V208H199ZM203 209V208H202ZM209 209V208H208ZM90 210H92V212H89ZM99 210V211H98ZM110 209H108L109 211ZM145 210V209H143ZM189 210V209H188ZM217 210V209H216ZM222 210V209H221ZM102 211V210H101ZM112 211V210H110ZM123 211V210H122ZM152 210H149V213L151 212ZM159 211V210H158ZM173 211V209H172ZM183 211V210H181ZM192 211V210H191ZM203 211V210H201ZM200 211V213H201ZM206 211V210H205ZM213 211V210H212ZM219 211V210H218ZM241 211V210H240ZM107 212V211H106ZM114 212V210H113ZM168 212V214H167ZM180 212V210H179ZM207 212V211H206ZM239 212V211H238ZM103 213V212H102ZM108 213V212H107ZM120 213V212H119ZM153 213V212H151ZM178 213V212H176ZM182 213V212H180ZM199 213V212H198ZM205 213V212H204ZM203 213V214H204ZM236 213V211H234V214ZM240 213V212H239ZM252 213V212H251ZM256 213V212H255ZM109 214H114V213H109ZM183 214V213H182ZM181 214V215H182ZM202 214V215H203ZM210 214V213H209ZM219 214V213H218ZM237 214V213H236ZM258 214V213H256ZM264 214V213H263ZM140 215V214H139ZM145 215V213H144ZM177 215H180V214H177ZM199 215V214H198ZM205 215V214H204ZM207 215V214H206ZM233 215V214H232ZM242 215V214H241ZM246 215V214H245ZM111 216V215H110ZM108 216V217H110ZM114 216V217H113ZM111 216L110 220H112V218H115V215ZM208 216V215H207ZM206 216V217H207ZM214 216V215H212ZM216 216V215H215ZM241 217V216H240ZM238 217V218H240ZM200 218V217H199ZM237 218V217H236ZM245 218V217H244ZM109 218H107L108 220ZM205 219V218H204ZM256 219V218H255ZM259 219V218H258ZM264 219V218H263ZM191 220V219H190ZM203 220V219H202ZM227 220V219H226ZM237 220V219H236ZM242 220V219H240ZM249 220V219H248ZM247 220V221H248ZM102 221V224H100V222ZM109 221V220H108ZM140 221V222H139ZM196 221V220H195ZM210 221H212L210 219ZM239 221V220H238ZM246 221V222H247ZM99 222V224H97ZM133 222L134 223H143L144 226H141L143 227V231L140 232V235L138 234L137 232V236L134 232V235L132 234L133 231L135 230V228L137 227L135 224V228L133 227L134 230L131 231L132 228H130V224L128 225V227L130 228V231H126V228L125 230L123 229L124 225L127 226L128 223H131L133 225ZM193 222V221H192ZM200 222V221H199ZM216 222V221H215ZM235 222V221H234ZM263 222V221H262ZM261 222V223H262ZM108 223V222H107ZM190 224V221L188 222ZM195 223V222H194ZM203 223V222H202ZM205 223V222H204ZM238 223V222H237ZM252 223V222H251ZM95 224H96V227H100V225L104 226L105 228L103 230L100 231V229H102L103 227L101 228H93L95 227ZM116 224V225H115ZM169 224L171 226V228H173L172 226H174V228H176V233L173 232L174 231V228L172 229V231L170 230L171 228L167 225ZM196 224V223H195ZM200 224V223H199ZM210 224V222H209ZM231 224V223H230ZM257 224H259L257 222ZM99 225V226H98ZM110 225V226H111ZM131 225V227H132ZM166 225L168 227H166ZM193 225V224H191ZM201 225V224H200ZM208 225V224H207ZM223 225V224H222ZM237 224L235 223V226ZM140 226V224H139ZM188 226V225H187ZM195 225H193L194 227ZM211 226V225H210ZM215 226V225H214ZM262 226V225H261ZM165 228L170 230V232L166 229L164 231H166L167 233H169L168 235L170 236L171 234L170 233H173L172 236H176L180 242L175 239L174 241L177 240V243L174 242L175 244L171 243V244H168L169 240L172 239V242H173V238L169 237L170 239H167V244H163V240L162 239V244L161 242L158 243L159 241L155 242V238L151 235V234H156V235H160V233H162L163 229L162 228ZM184 227V229H183ZM190 228V226H188ZM218 227V226H217ZM217 227H216V230L214 229L213 231L212 228L209 230H207L209 228H205L208 232H211L209 236H212L215 237L219 231L217 230ZM119 228V229H118ZM129 228H127L129 230ZM222 228V227H221ZM239 228V227H238ZM245 228V227H244ZM264 228V227H263ZM96 229V230H95ZM121 229H123L121 231ZM140 228H137L136 230H138ZM142 229V228H141ZM182 229L186 231V234L185 232L182 233ZM197 229V228H196ZM200 228H198L197 230H199ZM204 229V228H203ZM219 229V228H218ZM118 230V231H116ZM119 230L121 232H119ZM195 230V229H194ZM240 230V229H239ZM264 230V229H263ZM196 231V230H195ZM200 232H202V230L200 229L199 230ZM204 231V230H203ZM215 231V232H214ZM218 231V232H216ZM147 233V237H148V233H150V236H152V239L151 237H149L147 239L146 242H144V238L143 240H139L141 238V234L142 233ZM198 232V231H197ZM215 236H214V234ZM238 232V231H237ZM164 233V232H163ZM205 233V234H207ZM248 233V231H247ZM184 234V235H183ZM220 234V233H219ZM221 234H222V231H221ZM225 234V233H224ZM230 234V233H228ZM245 234V233H243ZM146 235V234H144ZM144 235H142L143 237H145ZM166 235V233H165ZM168 235H166V238L168 237ZM227 235V234H226ZM247 236V234H245ZM199 236V235H198ZM205 236V235H204ZM218 236V235H217ZM221 236L222 235H219L220 239H221ZM240 236V237H241ZM251 238H254L252 237V235H250ZM258 235H256L255 239L257 238ZM163 237V235H162ZM239 237V238H240ZM260 237V235H259ZM154 238V240H153ZM216 238V237H215ZM215 238H210V240L212 239H215ZM250 238V239H251ZM261 238V237H260ZM219 239L218 237L215 239L217 240ZM226 239V238H225ZM255 239H253V241H255ZM148 240H152L153 242H148ZM204 240H209V237L206 236L204 238ZM227 240V239H226ZM240 240V241H238ZM248 241H250L248 238H247ZM252 240V239H251ZM261 239H259L260 241ZM264 240V239H262ZM143 241V242H142ZM182 241V242H181ZM224 241V240H223ZM231 241V240H229ZM247 241V242H248ZM257 242H259L257 239H256ZM179 242V243H178ZM214 242V240L212 241ZM233 242V241H231ZM241 242V243H240ZM244 242V243H243ZM215 243V242H214ZM223 243V242H222ZM217 244V243H215ZM225 244V242H224ZM259 244V243H258ZM263 244H264V241H263ZM255 245V246H253ZM223 246V245H222ZM221 246V247H222ZM237 250V251H236ZM228 254V253H227ZM226 254V255H227ZM230 255V254H229ZM225 256V255H224ZM230 256H233V254L231 253ZM229 259V258H228ZM233 259V258H232ZM166 260V261H165ZM230 260V259H229ZM165 261V262H164ZM173 261V262H172ZM214 261V260H213ZM217 261V259H216ZM219 262V261H218ZM178 263V262H177ZM214 263V262H211V264ZM223 263V262H222ZM233 263V262H232ZM220 264V263H219ZM224 264V263H223ZM264 264V263H263Z\"/></svg>",
	"mask_w": 264,
	"mask_h": 264
},
{
	"label": "rangeland",
	"instance_id": "2",
	"mask_svg": "<svg viewBox=\"0 0 264 264\" xmlns=\"http://www.w3.org/2000/svg\"><path fill=\"white\" fill-rule=\"evenodd\" d=\"M220 1V2H219ZM234 1H236V2H234ZM250 2V0H247V2H246V4L244 5V9L243 10H240V11H242V13L239 11V13L237 12V16H236V14H235V19L237 20H240V21H236L235 19V21L233 20H231L232 22H230V21H227L226 19H224V20H222L221 21V19L220 20H218V21H214V22H212L213 23V25H212V23H206L205 25H203V27L201 28V26L199 25V22L200 21H198V20H200L202 17V14L204 15V17H206L207 15H209V14H217L216 12H221V10L222 11H226V12H228V10L227 9H230V10H234V8H233V5L234 6H236V3H237V0H217V5H213V4H211V2H209V4H208V2H205L204 3V5H203V3L201 4H199V5H202L203 6V8L201 7V6H199L198 4H195L197 7H195V6H192V8H194V9H192L191 8V3H187V2H184V3H186V4H184V3H180V12L181 13H176L177 14V16L175 15V13L173 14V13H171L173 16L175 15V19L173 18V20H174V22H175V20L177 19L176 17H178V21H176L175 23L173 22V20H172V23H174V24H166V23H162L163 25L164 24H166V26L164 25V27H163V25H160L161 23H159V25L160 26H157V28H156V25H154L155 27H153L152 28V35L151 36H148L149 38H150V41H149V38L148 37H146V38H144V39H146L145 41L147 42V40L150 42H147V44H149L148 46H149V48L151 47V50H149V48H147V47H145L146 49H148V50H146L145 48H144V46H146L147 44L143 41L142 43H144L145 45H143L141 48H143V49H145L144 51H140V48L138 47L139 45L138 44H136V46H137V51H140V52H142V53H140L139 52V54H138V52H136V50H128L129 48H126V52H125V49H124V51H123V48L120 46V44L118 45V42H114V43H116L115 44V46H116V48L119 50V48L121 47L122 48V50H120V52H118L117 51V54H118V57H119V55L122 57V53H121V51L122 52H125V53H127L128 54V52L130 53L126 58H124V57H122V59H121V57H117V55L114 57V56H112V53L113 52H116V48L114 49L113 47H112V49H114L113 51H112V53L110 54V53H107V55H105V53L106 52H104V57L102 56V55H95V56H97L96 58H95V56H93V58H94V60L96 59V60H98L99 58L101 59H99L100 61H102L103 60V58H104V60L103 61H105V56H106V58L108 57V60H112L113 59V63L115 62V60L116 61H119V63L117 62V64H114V65H117V66H121V65H125L126 66V62H127V66L131 63L132 64V66H133V62H135V60H136V56L137 55H139V56H141V59H139L138 57H137V60L140 62H138V64H141V66H139V68H138V70L140 69V67H143L142 65L144 64L145 65V67L147 68V70H151L152 68V70L154 71V67H155V71L154 72H157L158 71V73L161 71V67H163L164 65V67L162 68V69H164V68H166V69H164V71L162 70L161 71V73L163 72H167V70H168V74L167 73H165L164 75H162V74H160L159 76H164V77H161V79H164V80H171V84L172 83H176V85L174 86V84H172V86H170V84L166 81V83H165V81L164 80H162L161 81V83L164 81V86H166L165 84H167L169 87H170V90L167 88V87H165V90H163L162 88L161 89H156V90H154L153 91V87L156 85L158 88H160V86L162 85L161 83L159 84V83H155V81L156 80H158L159 79V81L161 80L160 79V77L159 76H157V75H155V76H157L158 77V79L156 78L155 79V77H154V75H153V78L152 77H150L153 73H152V70L151 71H149V72H147L146 71V73L144 72V74H146V78L147 77H149L148 78V80H146L144 77H140L141 75H142V73H143V70H142V72L140 71V76H138L139 75V73H138V71H137V69L136 70H134L135 68L134 67H137L138 66V64L137 65H135L136 64V62H137V60H136V62L134 63V72H132V71H130L131 70V64L128 66L130 69H127V70H125V71H130V72H132V73H135V71L137 72V76L135 75V74H133V75H135L136 77H140L141 78V81H143L142 83H140L138 80L140 79H138V78H136L137 79V81H138V84H140L139 85V87H138V85H137V83H136V80H135V77L133 78L132 76H131V78L132 79H134V81L133 80H131L130 78V80L131 81H133L135 84H136V86H135V84L133 83V82H131L130 80H128L126 77V79L128 80H126V83L129 85H131V88H130V85H129V90H127L128 88H126V87H128L127 86V84H123V85H121V86H123L124 88H121V87H119L120 85L119 84H122V82H125V81H123L124 80V78H123V80L121 81V79H120V81H118V83L116 82V81H112L111 82V84L112 83H115V84H113L114 85V87L113 86H111V84H110V82H109V84L108 83H106L107 84V88L105 87V82H104V86H103V83L101 84V87L100 86H98L99 85V83H101V82H99L98 83V85H96L97 86V88L99 87V89H96L95 88V90H96V92H97V90H102V92H103V94H105L106 92H110V90H109V87L111 86V92L113 91V89H112V87L114 88V90H116L117 88H121V90L123 89V93L125 94V95H127V96H130V93L131 92H133V93H135V94H133V93H131V96H130V102H131V104H129L128 102V100H129V97H128V100L127 101H125L127 98L125 97V98H123L124 99V101L123 102H125L124 104H129V106H128V108H131V106L133 107L134 105V107L136 108V109H134L133 108V110H132V108H131V110L133 111V116H132V114H129L128 115V117H130V116H132L131 118H132V120L134 121L136 118L139 120V122H141V123H139L138 121L136 122V124H138V125H136L135 127H134V129H133V126L135 125H131L132 127H130V129L132 130L131 132H133V133H135L134 135L138 138H140V135L142 136V134H145V135H143L142 137H141V139H139V140H145V141H143L144 142V144H142V141H139L138 139H134L133 141H130V143L132 144L131 146H133L134 145V148H132L131 147V149L129 148L130 147V143H128V145L125 147V146H120V149H119V147H117V148H113L112 150H109L110 152H112L113 150V152H116L115 150L117 149H119L120 150V152H119V154H120V158H118L119 156H114L112 153H110L109 151L107 152V150L105 151V150H87L88 152H89V154H90V157H91V154H96V155H98V156H100L104 151L105 152H107V154L104 152L103 154H105V155H107V156H105V157H103V155H102V157L104 158L103 160L106 162L105 163V167L103 168V173H105V174H109V175H104V176H101V178H103L102 180L103 181H101V179L98 177V174H97V177H95L94 178V168L96 169V171H99V172H101L102 171V164H104L103 163V160H102V157H97V156H95V154L93 155L94 157L92 158L93 160H94V158L96 157V158H98V159H96L95 161H92L91 159H90V157L89 156H86V155H88V153L86 154V152L84 151L83 153L85 154V156L83 157V154H81L80 153V156H81V158L82 159H84V161H82V163L79 161L80 160V156L79 157H77L76 156V152H71V151H69V150H67L68 151V154H69V152H70V154L74 157V155L79 159H76L75 157L73 158L72 156H69L68 154H67V157L66 158H64L65 156H66V150H64L65 152H64V155L65 156H62L63 157V159H65L64 161H66V160H69L68 159V157H71L70 158V160H69V162H70V164L71 165H73L72 164V162L74 161L75 162V159L76 160H78L77 162H75L76 164H78L77 166H76V164H74L73 165V167L72 168H75L74 166H76V167H79V169L78 168H76L75 170H74V172H73V170H72V168H71V165L70 164H68V163H63L62 162V158H60V159H62V160H60V162L62 163V164H68L70 167H67V169L69 168V171L68 170H66L65 168L66 167H64V165H63V167H64V169L66 170V171H68V174L70 173L71 174V172L73 173V174H75V172L77 171V169H78V171H81V170H87V167L88 166H86V165H89V167H88V170H87V177L88 176H92L91 178H87L86 177V173L84 174L82 171V173L81 172H77L76 174V176H79V174L81 173V175L83 176V174L85 175V178L86 179H84V180H86L85 182H84V180H82V178L80 177V179L79 180H82V183L81 184H79L80 182L78 181V179L76 180L77 182H74V184H71L70 182V185H69V193L74 189V187H72L71 189H70V187L71 186H77L78 188L80 187V189H81V192L84 190V192H82V193H79V191H80V189H74L73 191L75 192H77V194H75V195H73L72 193H68V191H67V193L66 192H64V193H66V194H63V196L65 197V196H67V197H70L71 196V194H72V197L74 198L76 195H79V194H81L82 196H80L79 197V199H81L79 202H84L85 201V203H87V197L86 196H88V195H90V198H93L94 196H95V202H97V203H99V200H98V197L100 198L101 197V195H102V197L100 198L101 200L100 201H102L103 200V198L105 199H110L109 201V203H108V201L107 200H104V201H102L103 203H104V206H103V203L101 202V204H102V206L103 207H101V204L99 203V205H96L97 203H95V205H94V203H90V202H94V201H91V199H89V196H88V201H89V203L91 204V206L90 207H96L95 209H93V211H95V210H97V208H99V207H101V208H103V209H105V208H107L105 205H110V207L108 208V209H110V210H112V211H108V209H106L105 210V212H104V210L103 209H99L98 211L101 213V214H103V216H104V213L106 214L105 215V217H103V225L105 224V227L102 225H100V227H96V224H95V227H93V228H101V227H103L102 229H100V231L101 230H103L104 228L105 229H110V227H112V225L111 224H113L114 222H115V219L117 220L120 216H121V214L123 213V214H126L127 212H125L124 213V211H125V209H124V204L126 203V207H128L127 208V210H128V213L130 212V210H131V212H132V214L134 213V211L135 210H137L138 208H139V210L141 211V213L142 212H144L145 213V215H144V213H142L143 214V216H147L148 214L150 215L151 214V216H156V215H158L157 213H159V218H160V212H163V211H161V208H159V204L160 205H165L164 207H165V209H166V211H168L169 212V210H170V212H169V214L171 215V213L173 214L174 213V217L176 216V218H178V217H181V216H183L184 214V218H185V216H187V218L184 220V218H178V219H183L184 220V222L186 221H190V224L187 222H185L186 223V227L187 228H185V230L187 231V229L190 231V229L192 230L193 229V233H199L198 235H197V237L198 238H200L201 239V237H202V235H200L201 233L202 234H204L203 235V237H202V242H204V241H208L209 243H211L214 247L215 246H219L220 248H222V249H224L225 247V249H227L228 247L227 246H229V247H235V249H236V247L238 246L237 244L238 243H234L235 241L237 242V240H235V238L238 236V235H242V236H245V238L247 237L250 241H248L247 240V238L245 239L244 237H238V239H245V240H241V241H246L245 243L246 244H251V243H253V244H255L256 245V243H257V245L259 246V247H262V248H264V244H263V241L264 240H262V239H264V185H263V187H262V185L259 187V186H257V185H255L254 184V182L252 183V182H250V181H252V178H254L255 180L256 179H259V177H260V171H261V174L262 173H264V129H260V128H264V70L263 71H261V69L260 68H257V67H255V66H249L248 65V61H247V59H251V60H253V59H255L256 57H259V58H263L264 57V20H263V18H261V16L259 17L258 15H259V10L256 8L257 7V5H258V8H261L260 7V4H262L261 6H262V8L261 9H264V2L262 1V0H260V2H262V3H258V1L256 2L257 4H254L253 5V3L251 2V3H249ZM214 2V1H213ZM215 3V2H214ZM229 3V4H228ZM188 4V5H187ZM191 4V5H190ZM219 4H221V5H219ZM232 4V5H231ZM251 6H250V5ZM182 6H184L185 8H183ZM186 6H189V7H186ZM211 6H213V8L211 7ZM220 6H222L221 8H219ZM205 7V8H204ZM256 9H255V8ZM207 8V9H206ZM247 8V9H246ZM251 8H252V12H250L251 11ZM184 9V10H183ZM201 9V10H200ZM213 9V11H211V10ZM221 9V10H220ZM224 9V10H223ZM178 10V9H177ZM176 10V12H178ZM190 11L189 13L191 14V16H190V14H188V12L187 11ZM192 10H193V12H194V14H192L193 12H192ZM198 10H200V12L198 11ZM205 10V11H204ZM219 10V11H218ZM229 10V11H230ZM245 10V11H244ZM250 10V11H249ZM257 10H258V13H257ZM198 11V12H197ZM208 11V12H207ZM247 11V12H246ZM253 11H254V13H253ZM207 12V13H206ZM226 12H223V13H226ZM243 12L245 13L244 15H243ZM201 13V14H200ZM204 13H206V16H205V14ZM209 13V14H208ZM218 13V14H219ZM222 13V12H221ZM241 13V14H240ZM252 14V16H250V14ZM186 14H187V16L189 15L190 17H187L186 16ZM196 14V15H195ZM198 14H199V16H198ZM257 14V15H256ZM172 15H170V16H172ZM180 15H182V16H184V17H181ZM196 16V17H193V16ZM170 16H168V17H170ZM242 16V17H241ZM167 17V18H168ZM199 17H200V19H199ZM151 18V20L150 21H152L151 23H149V24H153V18L152 17H150ZM184 18V19H183ZM189 19L188 21H186V19ZM191 18V19H190ZM193 18V19H192ZM240 18V19H239ZM260 18L263 20V21H261L260 20ZM149 19V18H148ZM180 19V20H179ZM197 19V20H196ZM169 20H171L170 18H168V20L167 21H169ZM183 20V21H182ZM225 20H226V22H225ZM156 21V20H155ZM179 21H181V22H179ZM194 21H196V22H194ZM225 23H224V22ZM242 21V22H241ZM259 21H261V22H259ZM157 22V24H158V21H156ZM156 22H154V24H156ZM166 22V21H165ZM171 22V21H170ZM220 25H218L217 23ZM235 24H234V23ZM259 22V23H258ZM177 23V24H176ZM182 23V24H181ZM188 23H192V25H190L191 26V31L188 29V26H187V24ZM195 23V24H194ZM227 23V24H226ZM236 23H238V24H236ZM239 23H242V25L241 24H239ZM249 23V24H248ZM258 23V24H257ZM262 23V24H261ZM183 24L185 25V26H187V27H185V29H184V27L181 29V26H183ZM215 24V25H214ZM218 26H217V25ZM263 25V26H261V25ZM167 25H168V27H174L175 26V28H179V30L181 29V32L182 31H184L183 33H179V34H175L176 36L178 35V37H175V35L174 34H172V33H170L171 31L170 30H172L171 28H169L170 30H168V32H169V34H167L166 32H167ZM174 25V26H173ZM222 25H225V26H222ZM231 25V26H230ZM253 25V26H252ZM192 26H193V28H192ZM233 26V27H232ZM244 26V27H243ZM257 26H259V27H257ZM159 27H162V28H159ZM195 27H198V28H195ZM209 27V28H208ZM240 27V28H239ZM242 27L244 28V29H242ZM246 27V28H245ZM263 27V28H262ZM154 28L155 29H157V30H155L154 31ZM213 28V29H212ZM220 28H222V29H220ZM238 28V29H237ZM256 28V29H255ZM151 29V28H150ZM161 31H160V30ZM166 31H165V30ZM194 31H193V30ZM205 29V30H204ZM246 29V30H245ZM178 30V32H180ZM203 30H204V32H206V31H209L208 32V34L207 33H205V34H207L208 36H209V38L210 37H215V39H216V37L218 38V39H216V40H223L224 38L225 39H232V38H239L238 40L240 41L241 40V42L244 44V45H242V46H240V48H238L237 50H235V52L232 54V53H227V52H221V51H219V52H211V50H209V48H207V44H205V40L203 39L204 37V34H202V36H201V34L200 33H204L203 32ZM214 30V31H213ZM240 30H242V31H244V32H242V31H240ZM202 31V32H201ZM251 31H253L250 35H247L248 33H250ZM154 32V33H153ZM155 32H158L159 34L161 33H165V34H167V35H169L168 37V40H167V38H164V39H166V41L165 40H163L162 38L164 37V36H167V35H164L162 38H160L159 37V35L157 34V37H159V38H157L156 37V39H155V37L153 36L154 34H155ZM193 32H195V33H193ZM212 32V33H211ZM209 33H211V34H209ZM217 33V34H216ZM243 33H245L246 35H244ZM155 34V35H156ZM162 34V35H163ZM186 34V36L184 37V35ZM223 35V38H221L222 37V35ZM262 34V35H261ZM173 35H174V37L176 38V39H174V37H173ZM192 35H194V36H192ZM200 35V36H199ZM211 35V36H210ZM216 35H219V36H216ZM226 35V36H225ZM260 35V36H259ZM154 38H153V37ZM173 37V41L171 42V40L172 39H170V38H172ZM181 36L183 37V38H181ZM192 36V37H191ZM208 36L207 37H205V38H207V39H209L208 38ZM228 36V38H226ZM230 36V37H229ZM234 36V37H233ZM240 36V37H239ZM244 36V37H243ZM246 36V37H245ZM152 37V38H151ZM180 37V38H179ZM189 37H191V38H189ZM194 37V38H193ZM249 37V38H248ZM262 37V38H261ZM148 38V39H147ZM189 40H188V39ZM220 38V39H219ZM241 38V39H240ZM153 39V41L154 42H156L157 41V39L158 40H160V41H162L161 43H160V41H158V42H156V44L153 42V41H151ZM193 39V40H192ZM200 39V40H199ZM188 40V41H187ZM202 40V41H201ZM116 41H118V40H116ZM192 43H191V42ZM205 41V42H204ZM165 42V43H164ZM187 42V43H186ZM191 43V44H188V43ZM201 42V43H200ZM113 43V42H112ZM114 43H113V45H114ZM158 43V44H157ZM164 43V44H163ZM169 45H167V44ZM151 44V45H150ZM155 44V46L153 47V45ZM161 44H163V45H161ZM172 44V45H171ZM204 44V45H203ZM118 45V46H117ZM199 45V46H198ZM206 45V46H205ZM160 46H161V48H160ZM166 46H168V47H166ZM190 46V47H189ZM156 47H157V49H156ZM164 47H166V48H164ZM169 47H170V49H169ZM185 47H187V48H185ZM203 49H202V48ZM136 48V47H135ZM135 48H133V49H135ZM153 48V49H152ZM164 48V49H163ZM194 48V49H193ZM52 49H56L55 47L54 48H52ZM111 49V50H112ZM132 49V48H131ZM166 49V50H165ZM168 49H169V51H170V53H167V52H169L168 51ZM204 49H206V50H204ZM142 50V49H141ZM155 50H158V51H155ZM160 50V51H159ZM162 50V51H161ZM166 51V52H164V51ZM193 50V51H192ZM209 50V51H208ZM47 51H50V50H48V48H47ZM128 51V52H127ZM130 51H135V53H132V52H130ZM148 52V53H146V52ZM154 51V52H153ZM172 51H174V52H172ZM202 51V52H201ZM204 51V52H203ZM109 52V51H108ZM144 52V53H143ZM149 52H152V53H149ZM157 52V53H156ZM175 52H177V53H175ZM201 52V53H200ZM41 53V52H40ZM124 53V54H125ZM136 53H137V55H136ZM146 53V54H145ZM156 53V54H155ZM165 53H166V55H165ZM187 53V54H186ZM199 53V54H198ZM210 53V54H209ZM236 53V54H235ZM53 54V53H52ZM109 54V55H108ZM113 54H115V53H113ZM123 54V55H124ZM131 54H135L134 56L135 57H133V55H131ZM141 54H145V57H143V55H141ZM155 54V55H154ZM164 54V55H163ZM204 54V55H203ZM230 54L232 55V57L230 56ZM239 54L241 55V56H239ZM131 55V56H130ZM147 55V56H146ZM152 56L151 58L152 59H149V57L150 56ZM162 55V56H161ZM191 55V56H190ZM110 56V57H109ZM149 56V57H148ZM156 56H158V57H156ZM170 56V57H169ZM181 56H182V58H181ZM185 56V57H184ZM201 56V57H200ZM245 56H247V58L245 57ZM250 56H252V57H250ZM71 57H73V56H71ZM103 57V58H102ZM111 57H114V58H112V59H110ZM130 59H129V58ZM131 57H133V60H132V58ZM148 57V58H147ZM195 57L197 58L196 59V62L194 61L195 60ZM203 57V58H202ZM244 57V59H242ZM93 58L91 57L90 59H92L93 60ZM144 58V62H143V59ZM149 59L148 61H147V59ZM157 58H158V60H157ZM184 58V59H183ZM191 58V60H192V58H193V60L192 61H190L189 59ZM237 58V59H236ZM242 59V60H240V59ZM155 59V60H154ZM173 59V60H172ZM183 61H181V60ZM246 59V60H245ZM249 59V60H250ZM125 60V62L123 63V61ZM140 60H142V61H140ZM146 60V61H145ZM167 60V61H166ZM203 60V61H202ZM237 60V61H236ZM120 61L122 62V63H120ZM130 61V62H129ZM160 61V62H159ZM166 61V62H165ZM170 61H171V63H170ZM189 61V62H188ZM194 61V62H193ZM201 61V62H200ZM247 61V62H246ZM128 62H129V64H128ZM149 62V63H148ZM162 62H164V63H162ZM168 62V63H167ZM183 64H182V63ZM187 62V63H186ZM193 62V63H192ZM108 63V62H107ZM112 63V61L110 62V63H108L109 65H112L113 64ZM116 63V62H115ZM147 63H148V65H147ZM170 63V64H169ZM173 63V64H172ZM180 63V64H179ZM194 63H196V64H194ZM247 63V64H246ZM119 64V65H118ZM159 64H160V67H159ZM168 64V65H167ZM174 64H175V66H174ZM182 64V65H181ZM188 64V65H187ZM204 64V65H203ZM186 67H185V66ZM193 65H196V66H193ZM248 65V66H247ZM113 66V65H112ZM154 66V67H153ZM193 66V67H192ZM203 66V67H202ZM116 67V66H115ZM127 67V68H128ZM152 67V68H151ZM157 67L160 69V71L159 70H157ZM167 67H168V69H167ZM170 67V68H169ZM173 67V68H172ZM191 67V68H190ZM252 67V68H251ZM148 68H151V69H148ZM176 68V69H175ZM185 70H183V69ZM204 68V69H203ZM144 70H146L145 68H143ZM178 69V70H177ZM186 69H187V71H186ZM189 69H191L190 70V72L188 73L189 75H186L187 74V72H188V70ZM202 69V70H201ZM206 69H207V71H206ZM166 70V71H165ZM173 70H175L174 71V73H173ZM197 70L199 71V70H201L202 71V74H201V76L203 77L202 79L203 80H201L200 79V74H198V73H201V71H199L197 74L199 75V76H196V75H194V74H196L195 72H197ZM128 71V72H129ZM171 71V72H170ZM177 71V72H176ZM206 73H205V72ZM117 72V71H116ZM120 72V71H119ZM119 72H117L116 74L118 75V73ZM210 74H209V73ZM227 72H231V73H237L238 74V76L236 77V78H233V80L234 79H236V87L235 86H233L232 84H233V82H235V80L233 81L232 79H229V81H230V83H232L231 84V86L232 87H234V88H232V87H230V85H229V83L227 84V83H225L224 81H228L227 80V78L225 77H223V76H225V74L227 73ZM259 72V73H258ZM260 72H262L263 73V75H261L262 73H260ZM150 75H149V74ZM173 73V74H172ZM176 73V74H175ZM184 73V74H183ZM194 73V74H193ZM212 73V74H211ZM129 74V73H128ZM144 74H143V76H144ZM147 74L149 75V76H147ZM173 76H171V75ZM182 74H183V76H182ZM193 76H192V75ZM262 76H260V75ZM47 75H48V73H47ZM116 75V76H117ZM120 75H121V72H120ZM130 75H131V73H130ZM179 75H180V77H179ZM210 76V78L209 77H207V76ZM215 75V76H214ZM177 76V77H176ZM185 76V77H184ZM194 76H196V77H199L198 79H200L202 82L204 81L205 82V80H206V82L204 83H202L200 80H198V79H196V78H194ZM212 76H214V77H212ZM259 76V77H258ZM117 77H119V76H117ZM174 77H175V79H174ZM186 78L185 80L183 79V78ZM191 78V80H189L190 78ZM193 77V78H192ZM223 77V78H222ZM120 78V77H119ZM119 78H118V80H119ZM143 78L145 79V80H143ZM173 80H172V79ZM179 78H180V83H178L179 81ZM115 79L117 80V78L115 77ZM151 79V80H150ZM155 81H154V80ZM177 79V80H176ZM194 79H196V83H195V81H194ZM205 79V80H204ZM209 79V80H208ZM210 79H212L213 81H211ZM219 81H218V80ZM224 81H223V80ZM150 80V81H149ZM153 80V82H154V84H152V81ZM182 80H184V82H182ZM193 80V81H192ZM233 82H232V81ZM146 81V82H145ZM149 81V82H148ZM173 81V82H172ZM178 81V82H177ZM198 81H200V83L198 82ZM228 81V82H229ZM258 81V82H257ZM120 82V83H119ZM148 82V83H147ZM151 82V83H150ZM158 82V81H157ZM184 83L183 85H185V89L184 90H181V87H183L184 88V86H182V83ZM187 82H188V84H189V87H190V89L189 90H191V88H193L192 89V91L191 92H189V90L186 88L187 87ZM193 85H191L190 83ZM240 82H241V84H243V86L242 85H240ZM133 83V84H132ZM146 83V84H145ZM186 83V84H185ZM199 83V84H198ZM223 83H225V84H227V85H229L228 87H227V85H223ZM97 84V83H96ZM118 84V85H117ZM152 86H151V85ZM158 84H159V86H158ZM181 84V85H180ZM209 84V85H208ZM221 84H222V87H221ZM235 84V83H234ZM95 85V84H94ZM109 85V86H108ZM148 86L149 88H147L146 86ZM154 85V86H153ZM191 85V86H190ZM197 85H199L200 87H196ZM240 85V86H239ZM95 86V87H96ZM103 86V87H102ZM116 86V87H115ZM118 86V87H117ZM126 86V87H125ZM156 86H155V88H156ZM163 86V85H162ZM179 86V87H178ZM181 86V87H180ZM218 86V87H217ZM252 86V87H251ZM152 87V88H151ZM172 87V88H171ZM177 87V88H176ZM206 87V88H205ZM211 87H215V89H219L220 87V91H222L223 90V87H225V88H232V89H239L240 87H241V89L240 90H242L243 92H242V95H244L245 97H243L242 96V98L243 99H241L240 100V102H235V104L237 103V105H235L236 107H234L233 105L234 104H232V103H230V101H233V100H235V99H233V100H230V99H228L227 101H226V99L224 98V100H223V95L222 94H220V93H218L217 95L215 94L214 95V97H211L210 96V100H209V97L208 98H206V94H204V93H206L207 92V90H210L211 89ZM248 87V88H247ZM126 88V89H125ZM136 88H138V89H136ZM139 88H140V90H139ZM145 88V89H144ZM151 88V89H150ZM167 88V89H166ZM203 90H202V89ZM108 89V90H107ZM118 89V90H119ZM127 90V92L125 91V90ZM131 89H133V90H131ZM135 89V90H134ZM144 89V90H143ZM149 89V90H148ZM173 89H175V90H173ZM104 90V91H103ZM118 90H116L117 92H116V94H120V91H118ZM137 90V91H136ZM141 90H143V92H141ZM150 90H152L153 91V93H150L151 91ZM158 90V91H157ZM159 90H162V91H159ZM185 90H187V92L188 93H186V91ZM199 90H202V92L201 91H199ZM251 90V91H250ZM129 91V92H128ZM144 91H145V93H144ZM146 91H147V93H146ZM167 91V92H166ZM180 91V92H179ZM182 91H185V92H182ZM196 91V92H195ZM200 93H199V92ZM105 92V93H104ZM114 92V91H113ZM122 92V91H121ZM155 92H157L156 93V95H155ZM158 92H159V94H158ZM100 93V92H99ZM136 93H137V95L138 96H136ZM161 93V94H160ZM163 93V94H162ZM165 93H167V94H165ZM182 93H185V94H187L186 96L188 97H186L187 98V100L189 101L188 103H186V101L184 100L185 99V96H184V94H182ZM191 93V94H190ZM196 93H198V94H196ZM201 93H202V95H201ZM245 93V94H244ZM110 94V93H109ZM111 94H113V93H111ZM114 94H115V92H114ZM113 94V95H114ZM144 95V96H140V95ZM165 94V95H164ZM182 94V95H181ZM204 94V95H203ZM134 95V96H133ZM155 95V96H154ZM181 95V96H180ZM191 95H192V97H191ZM221 95V96H220ZM251 95V96H250ZM118 96H120V95H118ZM136 96V97H135ZM147 98H146V97ZM149 96V97H148ZM163 96V97H162ZM198 98H197V97ZM218 96V97H217ZM140 99H139V98ZM184 97V98H183ZM190 97V98H189ZM222 97V98H221ZM249 97V99H248V102H246L247 101V98ZM138 98V99H137ZM151 98H153V99H151ZM203 98H205L204 99V102H203ZM254 98V99H253ZM122 99V100H123ZM145 99H149V100H147V101H145ZM246 99V101L244 102V100ZM140 100V101H139ZM154 100H157V101H154ZM184 100V101H183ZM213 100V101H212ZM219 100V101H218ZM138 103H136V102ZM139 101V102H138ZM142 101V102H141ZM151 103H150V102ZM154 101V102H153ZM184 103H183V102ZM219 103H218V102ZM123 102H122V105H123ZM127 102V103H126ZM135 102V104H133V103ZM157 102L159 103L158 104V106H161V105H163V107L165 106V105H169V106H171V105H176V102H177V104L179 105L181 102V106L182 107H184L183 109H182V107H181V109H177L176 111L175 110H173V111H175V112H172L171 114H170V116L168 115V114H165V116H163V117H161L163 114L162 113H160V115H158L159 113V109H160V107H159V109L158 108H156V106H157ZM179 102V103H178ZM200 102V103H199ZM217 102V103H216ZM220 102H223V103H220ZM251 102V103H250ZM145 103V104H144ZM153 103V104H152ZM162 103H164V104H162ZM202 103V104H201ZM229 103V104H228ZM234 103V102H233ZM249 103V104H248ZM141 104V105H140ZM143 104H144V106H143ZM148 104V105H147ZM150 104H152V105H150ZM156 104V105H155ZM183 104V105H182ZM223 104H225V105H223ZM227 104V105H226ZM240 104V105H239ZM131 105V106H130ZM150 105V106H149ZM154 105V106H153ZM185 105V106H184ZM187 105V106H186ZM206 105V106H205ZM208 105V106H207ZM221 105V106H220ZM257 105V106H256ZM125 106V105H124ZM137 106V107H136ZM146 106H147V108H146ZM154 108V110H156V109H158L157 111H153L152 109V107ZM157 106V107H158ZM200 106H201V108H200ZM239 106V107H238ZM241 106V107H240ZM242 106H244V107H242ZM125 107H127V105L125 106ZM138 107L140 108V110H137L138 109ZM151 107V108H150ZM162 106H161V108H163ZM166 107V106H165ZM187 107V108H186ZM200 109V111H199V109ZM202 107H204L205 109H203ZM229 107H231L230 109H229ZM251 107V108H250ZM257 107V108H256ZM88 108V110L86 111V112H88V113H86V117L87 118H89V116L90 115H88L89 114V112H91L92 110H93V108L90 106V107H87ZM156 108V109H155ZM209 108V109H208ZM222 108L223 109H225V110H222ZM233 108H234V110L236 111V109H238V108H240V109H238V111L240 110V111H242V113L241 112H238V111H236V112H238V113H236V115H235V113H234V111H233ZM90 109H92L91 111H90ZM145 109L147 110V111H145ZM149 109H151L152 110V112L150 111H148ZM194 111H193V110ZM211 109V110H210ZM212 109H213V111H212ZM218 110V111H216L215 112V110ZM243 109V110H242ZM245 109H246V111L247 112H251L252 114H250V115H248L247 114V112L245 111ZM253 109H254V111H253ZM263 109V110H262ZM124 110V109H123ZM126 110V109H125ZM124 110V111H125ZM145 112H143V111ZM192 110V111H191ZM196 110H197V112H196ZM203 111V113H201L202 111ZM207 110H209V112L206 111ZM224 111L226 114H224V112H222V111ZM226 110H228L227 112H226ZM249 110V111H248ZM83 111H85V110H83ZM127 111V110H126ZM132 111H127V112H129V113H131ZM140 113H139V112ZM141 111H142V113H141ZM181 111V112H180ZM211 111V112H210ZM233 112V114L232 113H230V112ZM155 112H157V113H155ZM179 112V113H178ZM187 114H186V113ZM215 112V113H214ZM218 112V113H217ZM220 112H222V114L220 113ZM244 112H245V116H244ZM255 112V113H254ZM108 113V111H105V114L106 115H109V113ZM146 113H148V114H146ZM152 113V114H151ZM175 113H176V115H175ZM212 113V114H211ZM261 113V114H260ZM84 114V113H83ZM104 114V113H103ZM143 114V115H142ZM149 114H151V115H149ZM157 114V116H154V115H156ZM174 114V115H173ZM180 114H181V116H180ZM183 114V115H182ZM208 114V115H207ZM214 114H216V115H214ZM221 117V115L222 116H224V118H227V120L229 121V119L230 120H232V121H227V120H224V121H222L220 124H219V122H216L215 124H216V126H213L212 125V128L211 129H208V128H206V130H205V127H204V125L202 126V123H200L203 119H205L204 117L206 116H209V117H211V118H214V116H218V115ZM231 114V115H230ZM246 114H247V116H246ZM91 115H92V113H91ZM135 115V116H134ZM147 115V116H146ZM184 115H186V117L184 116ZM214 115V116H213ZM238 115V116H237ZM239 115H240V117H239ZM138 116V117H137ZM167 116L169 117V118H167ZM174 116V117H173ZM184 116V117H183ZM213 116V117H212ZM219 116L217 117V118H219ZM237 116V117H236ZM92 117H95V116H92ZM99 117H102V116H99ZM99 117H96V118H99ZM136 117V118H135ZM149 117V118H148ZM152 117V118H151ZM177 117H179V118H177ZM189 117V118H188ZM133 118H135V119H133ZM163 118V119H162ZM176 118V119H175ZM184 118V119H183ZM255 118V119H254ZM86 119V118H85ZM90 119H92L91 117L89 118V119H87L88 121L87 122H89V123H92L93 121L94 122H96V123H98V122H101L102 120H104V119H102V118H100V119H95V118H93L92 119V122H91V120ZM155 119H156V121H155ZM160 119V120H159ZM168 119V120H167ZM180 119V120H179ZM191 121V123L189 122V125L188 124H186V122L187 121H189V120ZM201 119V121H199ZM236 119V120H235ZM95 120H100V121H95ZM107 120V119H106ZM158 120V121H157ZM184 120H186V121H184ZM197 120V121H196ZM252 120L255 122V120L257 121H259V122H256L255 124H253L254 122H252ZM260 120H262V121H260ZM160 121V122H159ZM167 121V122H166ZM174 121V122H173ZM180 121V122H179ZM196 122V125H195V122ZM104 122H108V121H104ZM155 122V123H154ZM183 122H185L184 123V125H182V123ZM225 123V125L226 126H224V123ZM165 123H166V125L168 124V125H170L171 124V127H173V126H175V128L174 129H176L177 130V128H179L176 132H180V131H182V133L180 132V133H175V132H173V131H171V129H169V128H171L170 126H168L167 128H168V130L165 132L164 131V134L163 135H161V137L162 138H156L155 139V141H154V139L153 138H155V137H153L154 135H152L153 133H155L156 131H158L157 130V128L160 130V128L159 127H157V126H165ZM175 123V124H174ZM179 123V124H178ZM227 123V124H226ZM229 123V124H228ZM248 123V124H247ZM161 124V125H160ZM199 124H201V125H199L200 127H203V129L204 130H201L200 129V127L198 126ZM214 124V125H215ZM218 124V125H217ZM263 124V125H262ZM173 125V126H172ZM186 125H188V126H186ZM223 125V126H222ZM253 125H255L254 127H252ZM261 125H262V127H261ZM177 126H180V127H177ZM184 126V130H183V127ZM196 126V127H195ZM219 126V127H218ZM222 126V127H221ZM259 126H260V128H259ZM119 127V126H118ZM115 128V126L114 127H112V129H113V131L115 132V134L114 133H112L111 132V130H110V134L111 135H116V134H119V133H121V132H123V130H124V128L127 130L128 129V127L126 128V127H120V128ZM140 127V128H139ZM154 127V129H155V132H151L150 133V131H153L152 130V128ZM187 127V128H186ZM194 129V131H193V129ZM197 128L196 130H195V128ZM218 127V128H217ZM248 127H250V128H248ZM252 127V128H251ZM136 128V129H135ZM148 128V129H147ZM151 128V129H150ZM181 128H182V130H181ZM216 128V129H215ZM224 128V129H223ZM91 128H89L88 130L90 131L89 133L92 135V138L90 139V140H88L89 138L87 137L88 135H89V137H91L90 136V134H85V132H84V135L88 138H86L85 136H83V135H81V138H80V136H78L80 139L78 140V137L76 138L77 140L76 141H78V143H79V141L82 139V141L84 142V141H86L85 142V144H87V146L83 143H81V141H80V145L79 144H77V143H72V142H68V144L70 145V144H77V145H79V147L80 148H82L83 147V145H85V148L86 149H88L87 147H89L90 145H89V143L92 145V144H94V145H92V146H96L97 144H99L100 146H101V144H103L105 141H104V137H106L107 135H103V134H100V138H99V133H101L99 130H94V132H92L91 130H93V129H91ZM118 129V132H116V130ZM120 129H121V132H120ZM164 129H166L165 127L163 128H161V130H164ZM199 129V130H198ZM219 129V130H218ZM258 129V130H257ZM136 132H135V131ZM145 132H144V131ZM149 130V131H148ZM188 131L187 133L185 132V131ZM207 130H209V131H207ZM218 130V131H217ZM221 130V131H220ZM228 130V131H227ZM96 131V132H95ZM170 131H171V134L172 135H169L170 134ZM189 131H190V133H189ZM199 131V132H198ZM205 133H204V132ZM212 131V132H211ZM214 131H216V132H214ZM225 131V132H224ZM231 131V132H230ZM232 131H235V132H232ZM259 131V132H258ZM263 131V132H262ZM99 132V133H98ZM137 132H139V133H137ZM141 132V133H140ZM142 132H144V133H142ZM149 133V135H147L148 133ZM173 132V133H172ZM184 132V133H183ZM192 132V133H191ZM195 132V133H194ZM198 132V133H197ZM210 132V133H209ZM222 132V133H221ZM237 132V133H236ZM251 132H253V133H251ZM257 132V133H256ZM86 133H88V131L86 132ZM93 133V134H92ZM97 133V135H98V138H97V135H95V134ZM168 133V135H169V137H168V135H166V134ZM208 133V134H207ZM218 133L220 134V135H218ZM224 133V134H223ZM232 133H234V134H232ZM137 134H138V136H137ZM179 134V135H178ZM185 134H187V135H185ZM214 137V138H211L212 136ZM223 136H222V135ZM229 134H231L230 136L231 137H235L237 140L240 138L241 139V142L242 141H244V142H242V144H237V146H233L232 145V147L231 146H229V147H224V146H222V145H218V144H215V138H218V136L220 137V138H223V137H229ZM101 135L103 136V138L104 139H102V137H101ZM166 135V136H165ZM195 135V136H194ZM93 136H95V137H93ZM110 136V135H109ZM153 138H152V137ZM222 136V137H221ZM251 136V137H250ZM86 138V140H83V138ZM148 137V139H149V137H151L152 139H151V144H150V140H148V142H147V140H146V138ZM163 137H165V138H163ZM248 137V138H247ZM84 138V139H85ZM142 138H144V139H142ZM212 139V141L214 142H209V140L211 141V139ZM246 138V139H245ZM93 139V140H92ZM94 139H97L98 140V142H97V140L95 141V143H96V145H95V143H94ZM99 139H101V140H99ZM159 139V140H158ZM163 139H165V140H163ZM190 139V140H189ZM240 139H239V142H240ZM260 140L259 142L260 143H257L255 146L254 145H252V146H250L252 143V141H254V140ZM104 142H103V141ZM138 140V141H137ZM248 140V141H247ZM88 141H89V143H88ZM100 141V142H99ZM135 141V142H134ZM137 141V142H136ZM155 142H161V143H155ZM166 142V143H165ZM171 142V143H170ZM208 142V143H207ZM240 142V143H241ZM101 143V144H100ZM138 143V144H137ZM139 143H141V145L139 144ZM145 143H147V144H145ZM153 143H155L156 145H153ZM164 143H165V146L167 147H165V146H163L164 145ZM183 143V144H182ZM211 143V144H210ZM243 144H245V146H243ZM261 144V145H260ZM81 145H82V147H81ZM135 145H136V147H135ZM137 145H139V146H137ZM147 145H150L151 147L149 148V149H154V151L152 152V150L150 151V150H148V146ZM153 145V146H152ZM160 145V146H159ZM175 145V146H174ZM177 145V146H176ZM185 145V147L187 148V149H189L190 147V149L191 150H184V149H186L185 147H183V146ZM209 145H211V146H209ZM213 145H214V147H213ZM217 145V147H221L220 149L218 148V150H221V151H218L217 150V147H215ZM143 148H147V149H144V150H146L147 151V153L145 152V151H143L142 149H141V147ZM157 146V147H156ZM158 146L160 147V150L158 149ZM174 146V147H173ZM183 147V148H179V147ZM238 146H239V149H238ZM241 146V147H240ZM254 146V150L256 149V146H258L257 147V149L254 151H251L252 149H251V147H253ZM71 147L72 146H70V149H71ZM77 147V146H76ZM103 147V146H102ZM140 147V148H139ZM154 147V148H153ZM158 149V150H156V151H161L162 153V155L160 154V153H155V149L156 148ZM162 147H164V148H162ZM170 147H172V149L174 150V149H176L177 147L179 148V150H178V148H177V150L176 151H173L172 152V150H170L171 152H172V154L174 153V152H179V151H183L184 150V152H188V153H186V156H184L183 158H185V159H178V160H175V158L176 157H174V155L175 154H173V157H172V154H171V156L169 155L170 154V151L168 150V148L169 149H171ZM176 147V148H175ZM201 149H200V148ZM205 147H207L208 149H209V152H208V149H206ZM224 147V148H223ZM236 148V149H234V148ZM125 148H128V150H126ZM135 148H139V149H141L142 151H141V153H140V151H139V153H140V155H142V158L143 159H141V157H139V159H138V157H136V156H138L139 154H138V152H136V156H134V154H135V152H134V154L131 152L130 153V151H129V149L132 151L133 149H135ZM162 148V149H161ZM166 148V149H165ZM197 148V149H196ZM199 148V149H198ZM203 148V149H202ZM210 148H212L213 149V151H210V150H212V149H210ZM227 148H230V150L231 151H226V149ZM242 149V151H241V149ZM247 150H246V149ZM259 148V149H258ZM261 148V149H260ZM74 149V148H73ZM82 149H84V147L82 148ZM139 149H137V150H139ZM193 149H195V150H193ZM225 149V150H224ZM245 149V150H244ZM85 150V149H84ZM118 150V151H119ZM124 150H126V154H131V157L129 156V154H128V157H129V159L127 160V162H129L128 163V165H127V162H124V160H120V159H123L124 157ZM168 150V151H167ZM192 150L194 151V152H196V153H193L192 152ZM198 150V151H197ZM205 150V151H204ZM224 150V151H223ZM233 150H235V151H233ZM241 152H240V151ZM258 150V151H257ZM95 151V152H94ZM98 151L101 153H99L98 154ZM148 151H150L149 153H148ZM189 151L191 152L190 154H191V156H192V153L194 154L193 156L196 158V159H201V160H199V161H196V162H200V161H205V163L202 161V163H201V165H202V167H201V165H200V163L198 164V163H196L195 161H192V160H190V158H188V157H190V154H189ZM201 151V152H200ZM220 154L221 152H224L223 153V157H225L224 156V154L225 155H227L225 158L226 159H229L230 160V157L233 159H236L237 161H229L231 164L230 165H232V166H223V167H221L223 170H220V167L218 168V167H215L214 168V166H212V168H211V163L209 162V159L210 160H212V159H214V157L216 158V159H218V157L220 158V155L222 156V154H220L219 156H218V153ZM238 151V152H237ZM243 151H249V152H251V153H247V152H243ZM128 152V153H127ZM144 152L146 153V155L147 154H149L148 155V158H147V156L146 155H144ZM166 152L168 153V154H166ZM197 152H199V154L202 156H200ZM210 152H214V153H217V154H213L212 156H210L212 153H210ZM229 152V153H228ZM233 152H237L238 154H239V157H242V159H244V160H242L241 158H239V157H237L238 156V154L236 155V153H235V155H236V157H235V155H234V153ZM240 152V153H239ZM108 153H110V157L108 156L109 154ZM150 153H152V154H150ZM230 153H231V156L229 157L228 156V154L230 155ZM243 153H244V155H243ZM259 153V154H258ZM61 154V153H60ZM74 154V155H73ZM133 154V155H132ZM154 154V155H153ZM155 154H157V156H158V154H159V157H157V159L155 160V158H156V156H155ZM195 154H197V155H195ZM208 154H210V155H208ZM116 155H118L117 153H116ZM121 155H123V156H121ZM151 155V159H152V156H155L153 159L155 160V164H153L154 163V160H153V163L151 162L152 160L151 159H149V156ZM160 155H161V157H163V155L165 156L164 158H162V160H160V162L162 161L163 163H164V165H163V163H160L159 162V164H158V162H157V160L159 161V159H161L160 158ZM166 155H167V159H166ZM204 155L206 156V157H204ZM233 155H234V157H233ZM242 155V156H241ZM256 155H257V158H256ZM112 156L113 157H115V158H117L116 160L118 161V162H116V160H115V162L117 163V166H119V165H121V163H122V165H123V163H124V165H123V167H121V166H119V168L116 166V163L115 162H113L114 161V159H113V161H111V159H112ZM127 155H125V157H126ZM134 156V159L132 158ZM143 156H146V158L147 159H145V157H143ZM192 156V158H194ZM198 156H200V158H198ZM208 156V157H207ZM209 156H210V158H209ZM246 156V157H245ZM248 156V157H247ZM251 156V157H250ZM54 157V156H53ZM87 157V160H88V157H89V161H92L91 163L89 162V161H87L86 160V162H85V158ZM137 159H136V158ZM170 157H172L171 159H169ZM187 157V158H186ZM223 157H221V158H223ZM107 158V159H106ZM109 158H111L110 160H109ZM131 158L133 159V160H131ZM159 158V159H158ZM174 158V159H173ZM191 158V159H192ZM202 158H204V159H202ZM205 158H206V160H207V162H206V160H205ZM209 158V159H208ZM239 158V159H238ZM72 159H74L72 162H71V160ZM99 159H100V161H102L101 162V164H100V161H99ZM121 161V162H119V160ZM167 160L166 162H164V160ZM170 160V163H172V164H167V163H169V160ZM177 159V158H176ZM252 159V160H251ZM53 160V159H52ZM54 160H58V159H54ZM58 160V161H59ZM109 162H108V161ZM135 160V161H134ZM143 160V161H142ZM144 160H146V161H144ZM148 160H150V162L148 161ZM172 160V161H171ZM190 160V161H189ZM240 160H242L243 161V164L241 163V161ZM263 160V161H262ZM123 161V162H122ZM125 161H126V158H125ZM132 161V162H131ZM136 161H142L141 163H140V165L139 166H136L135 167V165H137L136 163H135V165H134V162H136ZM177 161V162H176ZM238 161H239V163H238ZM248 161H250V162H248ZM259 163H258V162ZM67 162V161H66ZM73 162V163H74ZM94 162V163H93ZM95 162H97L96 164H95ZM110 162H112V164L110 163ZM145 162V163H144ZM180 162H184V163H180ZM189 162V163H188ZM209 162V163H208ZM229 162H227L226 164L228 165L229 164ZM247 162V163H246ZM60 163V164H61ZM85 163H88V164H85ZM108 163H110V164H108ZM119 163V164H118ZM131 163H133L131 166H129ZM148 163H150L151 164V166L148 168V169H151V167H152V171L151 172H153L152 174L148 171V169H147V167L149 166V164ZM167 165H166V164ZM180 163V164H179ZM186 163H188V164H186ZM206 164V165H204V164ZM238 163V164H237ZM246 163V164H245ZM249 163V164H248ZM258 163V164H257ZM59 164V165H60ZM62 164H61V166H62ZM95 164V165H94ZM101 166V168L99 167V165ZM113 164H115V165H113ZM126 164V165H125ZM144 164H148V165H144ZM155 165V166H153V165ZM158 164V165H157ZM161 164V165H160ZM190 164H192V165H190ZM193 164H194V166H193ZM198 166H197V165ZM225 164V165H226ZM235 164H237V165H239L240 166V169H238L239 167L238 166H236ZM241 164V165H240ZM83 165V166H82ZM109 165H112L111 167H113L114 169H116L115 171L114 170H111V172L109 171L110 169H112ZM166 165V166H165ZM196 165V166H195ZM199 165H200V168L199 169H197V167H199ZM249 165V166H248ZM254 166L253 167V169L251 168L252 166ZM61 166H60V168H61ZM80 166H82V167H80ZM93 168H92V167ZM99 168H98V167ZM116 166V167H115ZM143 166V167H142ZM192 166V167H191ZM235 166H236V169H235ZM246 166V167H245ZM63 167L61 168L62 170H64L63 169ZM84 167V168H83ZM86 167V168H85ZM98 169H100V170H97V168ZM110 167V169H108ZM138 167H140V168H138ZM146 167V168H145ZM204 167H206V169L204 168ZM256 167V168H255ZM71 168V169H70ZM80 168H81V170H80ZM91 168V169H90ZM119 170H118V169ZM135 168V169H134ZM136 168H138V169H136ZM141 168H143V169H141ZM155 170H154V169ZM204 168V169H203ZM232 168V169H231ZM234 168V169H233ZM243 168H244V170H243ZM250 168H251V170L252 171H255V172H250L251 170H250ZM92 169L94 170V171H92ZM105 169V170H104ZM122 169H124V170H122ZM145 169H147V171L151 174V178L149 177V175L150 174H148V177L146 178V176H147V171L145 170ZM228 169H229V171H228ZM260 169H262V170H259ZM71 170V171H70ZM120 170H122V171H120ZM134 170V171H133ZM139 170H140V177H139V175H138V177H137V175L136 174H138L139 173ZM144 172V170H145V172H144V174H142V171ZM196 170H197V172H196ZM204 170V171H203ZM207 170V172H205ZM210 170V171H209ZM215 170V171H214ZM225 170H227V173H226V171ZM237 172H236V171ZM246 170H249V171H246ZM90 171V173L91 174H93V175H91L90 173L88 174V172ZM95 171V172H96ZM111 173H109V172ZM119 171V172H118ZM133 171V172H132ZM221 171H222V173H221ZM230 171H231V173H230ZM240 171V172H239ZM242 171H244V172H242ZM116 172V173H115ZM196 172V173H195ZM203 172V173H202ZM212 172H214L215 174H213ZM218 172V173H217ZM233 172H236V173H234L233 174ZM249 173L248 175H252V176H243L244 174H246V173ZM257 172V173H256ZM97 173V172H96ZM133 173V174H132ZM205 173V174H204ZM210 175H209V174ZM228 173H229V175H228ZM239 173V174H238ZM241 173V174H240ZM253 173V174H252ZM259 173V174H258ZM69 174V175H70ZM73 174L72 175H70L71 177L73 176ZM113 174V175H112ZM116 174H118V175H116ZM217 174V175H216ZM220 174V175H219ZM231 174V175H230ZM102 175V174H101ZM111 175V176H110ZM156 175H158V176H156ZM196 176V178H195V176ZM202 175H204V176H202ZM213 175V176H212ZM234 175H238V176H240V179H242V183L240 182V184H239V187L237 188L238 190L236 191V189H232L231 187H228V184H227V180H226V177L228 176H230V177H232V176H234ZM99 176H100V173H99ZM155 176V177H154ZM199 176V177H198ZM212 176V177H211ZM257 176V177H256ZM84 177V176H83ZM135 177V178H134ZM158 177V178H157ZM200 177H201V180H202V182L200 183L199 181H201L200 180ZM204 178V180H203V178ZM207 179H206V178ZM137 178V179H136ZM245 178V179H244ZM105 179V180H104ZM196 180V181H198V182H196V181H194V180ZM224 179V180H223ZM88 180H89V183L90 184H86V183H88ZM97 180V181H96ZM205 180H207V181H209V182H207V181H205ZM211 180V181H210ZM203 181H205V185H204V182ZM213 181V182H212ZM220 181V182H219ZM223 181V182H222ZM225 181V182H224ZM51 182V181H50ZM95 182H98V183H95ZM107 182V183H106ZM158 182V183H157ZM182 184H181V183ZM188 182V183H187ZM196 182V183H195ZM207 182V183H206ZM217 182V183H216ZM246 182V183H245ZM249 182V183H248ZM48 183H49V181H48ZM73 183V182H72ZM84 183V184H83ZM94 183V184H93ZM102 183V184H101ZM112 183V185H109V184H111ZM139 183H141L140 185H139ZM158 185H157V184ZM192 183V184H191ZM198 183H199V187H198ZM203 183V184H202ZM78 184L80 185V186H78ZM91 185L90 186V188H92V190L89 188H87V191H88V193H85V191H86V188L84 189V187L86 186H83V185ZM98 184V185H97ZM107 184V185H106ZM156 184V185H155ZM162 184V185H161ZM177 184V185H176ZM181 184V186H179V185ZM207 184H213V185H207ZM215 184H216V186H215ZM227 184V185H226ZM243 184V185H242ZM257 184H258V182H257ZM129 185V186H128ZM149 185V186H148ZM155 185V186H154ZM174 185H176L175 187H174ZM200 185H202V186H200ZM240 185H242V186H240ZM246 185V186H245ZM254 185V186H253ZM259 185V184H258ZM82 186H83V188H82ZM86 186V187H87ZM88 186V187H89ZM144 186V187H143ZM153 186V190H155L156 189V187H157V189L155 190L157 193H158V195H157V193L154 191L153 193H151L150 194V192L148 193V194H145L146 195V197H148V196H166V197H168L169 199H167V200H164L162 203H165V204H162V203H158V202H154L153 200H150V199H148V200H146V197L144 198V197H142L143 195L142 194H144L145 192H146V190H147V192L148 191H152V189H151V187ZM183 186V187H182ZM189 186V191H187L185 194H181V195H178V196H173L174 195V191H178L179 189H181V188H187ZM209 186V187H208ZM226 186V187H225ZM250 186V187H249ZM97 187V188H96ZM101 187H103L102 189H101ZM131 187V188H130ZM146 187H147V189H146ZM174 187V188H173ZM177 187V188H176ZM196 187H198V188H196ZM203 187V188H202ZM243 187V188H242ZM254 187H256V188H254ZM133 188V189H132ZM137 188V190H135ZM146 190H145V189ZM159 188V189H158ZM208 188V189H207ZM212 188V189H211ZM219 188V189H218ZM241 188V189H240ZM251 188V189H250ZM83 189V190H82ZM134 190L135 192H137V194L138 195H136V193H134L136 196H131V197H128V195L130 196V194L131 195H133V192L132 191H129V192H131V193H129L128 192V190ZM142 189H143V191H142ZM163 189V190H162ZM223 189V190H222ZM229 189V190H228ZM256 189V190H255ZM263 189V190H262ZM78 190V191H77ZM158 190V191H157ZM165 190V191H164ZM173 190V191H172ZM232 190V191H231ZM96 191V192H95ZM127 191V192H126ZM145 191V192H144ZM167 191L169 192V194L167 193ZM170 191H171V193H170ZM231 191V192H230ZM253 191V192H252ZM146 192V193H147ZM165 192V193H164ZM189 192H191V193H189ZM239 192V193H238ZM256 192V193H255ZM79 193V194H78ZM83 193H84V195H83ZM98 193V194H97ZM100 193V194H99ZM105 193H107V195L105 194ZM121 193H124V195L125 196H127V197H125L123 194H121ZM129 193V194H128ZM142 193V194H141ZM156 193V194H155ZM159 193H160V195H159ZM67 194H69V195H67ZM85 194H87V195H85ZM95 194V195H94ZM120 194H121V197H120ZM127 194V195H126ZM141 194V195H140ZM166 194H168V195H166ZM171 194V195H170ZM241 194V195H240ZM91 195H93V197L91 196ZM96 195H100V196H97V198H96ZM117 195V196H116ZM119 195V196H118ZM148 195V196H147ZM192 195H193V198H192ZM213 195V196H212ZM254 195V196H253ZM107 196V197H106ZM114 196H116V197H114ZM186 196V197H185ZM191 196V197H190ZM196 196V197H195ZM207 196V197H206ZM67 197H65V199L67 198ZM82 197V198H81ZM117 197L119 198L118 200H117ZM132 197H134V198H132ZM140 197H141V200L143 199V201H141L140 200ZM182 197V198H181ZM76 199L78 198V197H75ZM115 198V199H114ZM122 198H126V199H122ZM136 198H137V200H139V201H141L140 203L136 200ZM201 198V199H200ZM208 198V199H207ZM259 198V199H258ZM78 199V200H79ZM82 199H83V201H82ZM86 199V200H85ZM92 199V200H93ZM125 200V202H123V203H121L122 201L121 200ZM190 199H192V200H190ZM193 199H194V202H193ZM203 199H205V200H203ZM119 202V203H121V204H119L118 206H120L121 205V207L119 208V207H117V206H114L115 205V203L117 202V201ZM135 200V201H134ZM145 200V201H144ZM169 200V201H168ZM196 200V201H195ZM56 201V200H55ZM139 203V204H142L143 205V203H144V206H142V205H138L137 204V202ZM191 201V202H190ZM207 201V202H206ZM218 201V202H217ZM133 202V203H132ZM151 202V203H150ZM185 202V204H183ZM88 203V204H89ZM111 203V204H110ZM128 203L130 204V205H132V204H136L135 206H133V209H130L132 206H130V205H128ZM167 203H168V205H167ZM177 203H180V204H177ZM192 203L194 204V205H196L197 204V207H199V208H197V207H195L194 205H192ZM117 204V203H116ZM149 204H151L152 205V207H150L149 206ZM158 204V205H157ZM174 204V205H173ZM177 204V205H176ZM183 204V205H182ZM190 204V205H189ZM203 204V205H202ZM208 204H209V206H208ZM94 205V206H93ZM137 205L138 206H140V207H142V209L140 208V207H138L137 208ZM146 205H148V206H146ZM174 207H172V206ZM185 205V206H184ZM187 205H189V206H187ZM201 207H200V206ZM205 205H206V207H205ZM99 206V207H98ZM183 206V208H187V210H184V209H181V207ZM213 206V207H212ZM105 207V208H104ZM130 207V208H129ZM137 209H136V208ZM170 207H172V208H170ZM178 207H180V209L178 208V211H177V208ZM215 207V208H214ZM257 207V208H256ZM123 208V209H122ZM148 208V209H147ZM153 208V209H152ZM157 208V209H156ZM170 208V209H169ZM203 208V209H202ZM209 208V209H208ZM91 209V208H90ZM135 209V210H134ZM143 209H145V210H143ZM172 209H173V211H172ZM189 209V210H188ZM217 209V210H216ZM222 209V210H221ZM102 210V211H101ZM113 210H114V212H113ZM123 210V211H122ZM149 210H152L151 212H153V213H149ZM159 210V211H158ZM179 210H180V212H182V213H180L179 212ZM181 210H183V211H181ZM192 210V211H191ZM201 210H203V211H201ZM207 212H206V211ZM213 210V211H212ZM219 210V211H218ZM241 210V211H240ZM108 213H107V212ZM200 211H201V213H200ZM234 211H236V213L234 214ZM240 213H239V212ZM89 212H92V210H90ZM103 212V213H102ZM114 213L113 215H115V218H112V220H110L111 218V216H113L112 214H109V213ZM120 212V213H119ZM137 214H138V216H140V217H143L142 216V214L141 213H138L139 211H135ZM155 212H157V213H155ZM168 212H167V214H168ZM176 212H178V213H176ZM199 212V213H198ZM205 212V213H204ZM252 212V213H251ZM258 213V214H256V213ZM136 213H134V214H136ZM164 213V212H163ZM205 215H204V214ZM210 213V214H209ZM219 213V214H218ZM133 214V215H134ZM140 214V215H139ZM168 214V215H169ZM177 214H180V215H177ZM182 214V215H181ZM199 214V215H198ZM203 214V215H202ZM208 216H207V215ZM233 214V215H232ZM242 214V215H241ZM246 214V215H245ZM111 215V216H110ZM212 215H214V216H212ZM216 215V216H215ZM108 216H110V217H108ZM172 217H173V215H171ZM207 216V217H206ZM241 216V217H240ZM114 217V216H113ZM200 217V218H199ZM237 217V218H236ZM238 217H240V218H238ZM245 217V218H244ZM107 218H109L108 220H107ZM205 218V219H204ZM256 218V219H255ZM259 218V219H258ZM191 219V220H190ZM203 219V220H202ZM210 219L212 220V221H210ZM227 219V220H226ZM237 219V220H236ZM240 219H242V220H240ZM249 219V220H248ZM196 220V221H195ZM239 220V221H238ZM248 220V221H247ZM102 221L100 222V224H102ZM193 221V222H192ZM200 221V222H199ZM216 221V222H215ZM235 221V222H234ZM247 221V222H246ZM263 221V222H262ZM108 222V223H107ZM113 222V223H112ZM140 222V221H139ZM134 223L133 222V225L131 224V223H128L127 224V226L126 225H124V227H123V229L125 230V228H126V231H130V228H132L131 229V231L132 230H134L133 229V227L135 228V225L137 226L136 228H135V230L133 231V235H134V232H135V234H136V236H137V232H138V234L140 235V232L141 231H143L144 229H143V227H141V226H144L143 225V223ZM196 224H195V223ZM203 222V223H202ZM205 222V223H204ZM209 222H210V224H209ZM238 222V223H237ZM252 222V223H251ZM257 222L259 223V224H257ZM262 222V223H261ZM201 225H200V224ZM231 223V224H230ZM235 223L237 224L236 226H235ZM97 224H99V222L97 223ZM130 224V228L128 227V225ZM135 224V225H134ZM139 224H140V226H139ZM191 224H193V225H195L194 227H193V225H191ZM208 224V225H207ZM223 224V225H222ZM111 225V226H110ZM116 225V224H115ZM131 225H132V227H131ZM170 228H171V226L169 225V224H167ZM166 225V227H168ZM190 226V228L188 227V226ZM211 225V226H210ZM215 225V226H214ZM262 225V226H261ZM99 226V225H98ZM208 226H209V228H208ZM218 226V227H217ZM166 227L164 228H162L163 229V231H162V233H160V235H156V234H151L154 238H155V240H154V238H153V240L155 241V242H157V241H159L158 243H160L161 241H162V239H164L163 240V244H167V239H170L171 237L173 238V242H172V239L171 240H169V242H168V244H171V243H173V244H175L174 242H176L177 243V240L180 242V240L176 237V236H172V234L173 233H170L171 235V237L168 235L169 233H167L166 231L168 230V229H166ZM168 227V228H169ZM173 228H174V226H172ZM216 227H217V230L219 231V233L215 236V234H214V232H213V234H214V236L217 238H219V239H217V240H215L216 238L215 237H213V235L212 236H209V235H211L210 233L211 232H206L207 230H209L210 231V229L212 228V230L211 231H213L214 229L216 230ZM222 227V228H221ZM239 227V228H238ZM245 227V228H244ZM127 228H129V230L127 229ZM137 228H140V229H138V230H136ZM142 228V229H141ZM169 228V229H170ZM173 228H171L170 230L172 231V229ZM177 228V227H176ZM176 228H174V231L173 232H175L176 233ZM198 228H200L201 230H202V232H200L199 230H197ZM204 228V229H203ZM205 228H208L207 230L205 229ZM219 228V229H218ZM95 229V230H96ZM119 229V228H118ZM123 229H121V231L123 230ZM166 229V231H164ZM183 229H184V227H183ZM182 229V233H184L185 232V234H186V231L185 230H183ZM196 231H195V230ZM240 229V230H239ZM170 230H168L169 232H170ZM204 230V231H203ZM116 231H118V230H116ZM120 230H119V232H121ZM130 231V232H131ZM189 231H187V234H189ZM198 231V232H197ZM218 231H216V232H218ZM221 231H222V234H221ZM238 231V232H237ZM247 231H248V233H247ZM164 232V233H163ZM165 233H166V235H168V237L166 238V235H165ZM205 233H207V234H205ZM225 233V234H224ZM228 233H230V234H228ZM231 233H233L235 236H236V234L235 233H237V236L236 237H230V235H233V234H231ZM243 233H245V234H247V236L245 235V234H243ZM144 234H146V235H144ZM190 234H191V231H190ZM227 234V235H226ZM142 235H144L145 237H143ZM162 235H163V237H162ZM184 235V234H183ZM219 235H222L221 236V239H220V237H219ZM250 235H252V237H254V238H251V236ZM256 235H258L257 236V240L259 241V239H261L259 242H257L256 241V239H255V237H256ZM259 235H260V237H259ZM152 236H150V233H148V237H147V233L145 232V233H142L141 234V238L139 239L140 241L141 240H143V238H144V242H146L147 241V239L149 238V237H151V239H152ZM201 236V237H200ZM206 236H208L209 237V240H204V238L206 237ZM170 237V238H169ZM147 238V239H146ZM210 238H215V239H212V240H210ZM227 240H226V239ZM252 240H251V239ZM150 239V238H149ZM175 239H177L176 241H174ZM253 239H255V241H253ZM214 240V242L215 243H217V244H215L214 242H212ZM224 240V241H223ZM229 240H231V241H233V242H231V241H229ZM240 240H238V241H240ZM248 241V242H247ZM143 242V241H142ZM148 242H153L152 240H148ZM178 242V243H179ZM182 242V241H181ZM223 242V243H222ZM224 242H225V244H224ZM251 242V243H250ZM241 243V242H240ZM244 243V242H243ZM259 243V244H258ZM161 244H162V242H161ZM223 245V246H222ZM227 245V246H226ZM255 245H253V246H255ZM256 245V246H257ZM222 246V247H221ZM224 247V248H223ZM233 250H234V248H233ZM233 250H231L230 249V252L233 254V256H230L231 255V253H229V252H225L224 254H222V255H219L216 259H217V261H216V259H213V260H210V261H208V262H206L207 264H211V262H214V263H212V264H235L236 262H237V259H238V257H237V255H236V252L235 253H233ZM237 251V250H236ZM228 253V254H227ZM227 254V255H226ZM230 254V255H229ZM225 255V256H224ZM234 255H235V258L237 257V259H235L234 258ZM230 260H229V259ZM233 258V259H232ZM261 262H262V264L264 263V258H260L259 259ZM166 261V260H165ZM164 261V262H165ZM219 261V262H218ZM167 262H169L168 260H167ZM167 262H165L166 264H168ZM173 262V261H172ZM178 262V263H177ZM223 262V263H222ZM233 262V263H232ZM169 264H171V262L169 263ZM173 264V263H172ZM174 264H182V261L180 260H176L175 261V263ZM205 264V263H204ZM257 264V263H256ZM259 264V263H258Z\"/></svg>",
	"mask_w": 264,
	"mask_h": 264
}]
</instances>
